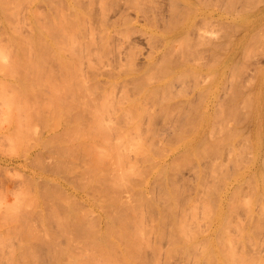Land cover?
<instances>
[{
    "label": "rangeland",
    "instance_id": "rangeland-1",
    "mask_svg": "<svg viewBox=\"0 0 264 264\" xmlns=\"http://www.w3.org/2000/svg\"><path fill=\"white\" fill-rule=\"evenodd\" d=\"M12 1H15V0H12ZM12 1L9 0V4ZM18 1H17L18 3L16 2V4L14 2H12L11 4H14V5L20 4V2L22 0L21 1L18 0ZM54 1H55V4L54 3L51 4V0H45V1L44 0H33V1L28 0V2H29V3H27L28 5L24 1L23 3L21 2L22 5L25 4V5L21 6L22 7L21 10L18 9V8H20V6H18V8L15 9V8H13V6L7 5L8 11H10L11 15H13V20L15 19L14 15H16L17 13L14 12L15 14H13V12H11V9L13 8L14 11L20 10V12L17 11L18 15H16V16H18V17H16V20H15V21L20 20L19 21L20 23L18 22L20 24V26H19V24H17V26L20 27V31H21V32L19 31V34L21 33L23 35L24 34L29 35V33H28L29 29H31L32 27L34 29V27L38 26V25H40V26L42 25V27H44L43 25H49L48 27H50L51 24H57L58 26H60V25H65L66 23L69 22L71 25H74L75 29H67L66 28V30L68 32H70V31L77 32V36L75 38V41L82 48V53L84 55L90 57V58L98 57L100 54L101 58H100L98 64L94 63L93 61L89 60L88 58H85L87 65H92V68L88 69L85 72V74L88 75L89 78L93 79V80H84L85 84L87 85L88 94H81L76 89H73L69 93L66 92L65 88L67 86H66L65 80H58V79L57 80L56 79L55 80L54 79L48 80L47 79V80L43 81V80L38 79L37 82L40 81L39 82L40 84H39V83H36L34 81V79H33L34 83L32 82V79H29V80L27 79V83L31 82L32 85L33 84L35 85V87H34V85L32 86L33 89H31L32 90L31 92L28 91L30 88H25L27 85H29V83L28 84L26 83L25 79H23V81H21L22 79L21 80L20 79L19 80H17V79H15V80L5 79V81L0 80V117H1L0 118V121H1V123H0V133H1L0 139L2 138L0 140V145H1V147H0V264H65V263L66 264H69V263L70 264H93V263L94 264H154V263L155 264H207V263L212 264V262H214L213 264H215V263L217 264V262L220 261L219 258L216 257V256L220 255L218 253V250L220 249L219 250V252H220L222 248L228 249L229 247L230 248L233 247V248H232V250L231 249H228V250H230L232 252L235 250V252H233L235 254H233L227 250L233 258L237 257V254H239L241 256L244 255L242 257H245L246 259L249 260L251 258V255H252V258H254V260H255L257 257L259 261L257 259L256 260L258 262H260L259 264H261V261L264 259L263 258L264 257V255H263L264 254V248H263L264 247V245H263V242H264V238H263L264 237V235H263L264 234V228H263L264 227V220L260 221L259 219H264V217H263L264 213L262 215L260 213V212H264L263 211L264 205L262 203L264 199H261L260 201H259V199L264 197V195H263L264 191L262 190L263 193L261 192L262 196L258 191H261V190H259L260 188L261 189L264 188V185H263L264 184V178L260 179V177L262 178L263 175L262 174H261V176L259 175L261 173V171L259 173V169H257V168L259 167L260 170H262L264 168L263 167L264 163H263V165H261V163L264 161V160L262 161V159H264V157H263L264 156V150L262 152L261 151L258 152L259 149L262 150L261 148L264 147L263 146L264 145V138H263L264 135L262 134L264 132V128H263L264 127V125H263L264 124V122H263V120H264L263 119L264 118V116H263V112H264V81H262V80H264L263 79V76H264V37H262V36H264V33L262 34V30L264 32V23H263L264 22V9H263L264 8V0H263V2H262V0H256V1L255 0H239L240 4H239L238 0H235V1L228 0L229 3L232 2L231 4H228V5L226 4L228 2L227 0H225V2H223L224 0H220V1L219 0H129L133 3V4H131L129 2L130 5H128L129 4L128 0H126L127 3L125 0H58V1L54 0ZM244 1H246V2H244ZM250 1H251V3H250ZM0 2H2V4H3L2 0ZM26 2H27V0H26ZM242 3H243V5H241ZM246 3H248V4H246ZM2 4L0 5V7L2 6ZM5 4H6V1H5ZM225 4L227 7L224 6ZM50 5H52V7ZM133 5H135L136 8L138 7L137 9H140V10H137ZM245 5H246L247 11H245L246 10ZM9 6H10V9H9ZM54 7H55V9H54ZM173 7L176 8V10ZM224 7L226 9H228L225 12H224ZM231 7H232V9H231ZM237 7H238V9H237ZM179 8H181V9H179ZM2 9H3V6H2ZM4 10H2L3 13H4ZM174 11H177L178 14L180 13L182 15V17H179L177 15L176 19H178V20L174 19V16H176ZM211 11L215 12L214 16L212 18H210V15H209V14H212ZM31 12H32V14H31ZM0 13H1V11H0ZM5 13H8V12H5ZM5 13L0 18L4 17L5 15L8 16V14H5ZM217 13H219L218 15L221 14L223 16L222 17L223 19L221 20L222 22L220 21V18L218 16H216ZM0 15H2V14H0ZM30 15H32V16H30ZM25 17L28 21L26 19L25 20L23 19ZM125 17H128V19L130 18V20H131V22L127 26L123 25V22H122L123 21L122 19H124ZM204 17H206V20H208L205 22L206 23L208 22V25H211V27H213V28H211L209 26H207V28H206V26H204V24H206V23H203ZM10 18H11V16H10ZM17 18H19V19H17ZM29 18L30 19L32 18L33 21L36 18V20H35L36 22L34 21L35 25L32 22V20H29ZM8 19L9 18H7V21H8ZM189 19L194 20V21H192V23L194 22L195 26H194V24H192V25L194 28L197 26L195 28L197 30V32H198L199 27L201 28L200 30L202 31V27L204 26L207 30L209 29L208 33H207V31H206V33H204L205 36L209 40H211V41L213 40V41L217 42V40L220 39V41L221 40L223 42L225 41L224 45L227 43V40H228V43L225 45L228 47H225L224 45H222L223 42L221 44L222 46L219 47V45H218V47H216L217 45H214V43L212 41L213 44L209 43V45L211 44L212 47H211V45L209 46L208 44H206L209 46V48H210L209 50L207 49L208 47L203 43V45H205L206 47L202 45V47H205L204 49L203 48L202 49L206 53L203 52L202 50H201V52H199L201 49V46L197 45L194 42L195 40L192 41L193 39H195V36L197 37L198 33H196V30L195 29L193 30V28H191L193 33L192 32L190 33L189 31H191V30L188 29V34H187L188 36H185V35H184L185 37L182 35H180V36L178 35V36L179 37L182 36L183 38H188L192 41L193 44L194 43L196 44V47L193 46V49L195 50L194 51L191 48L193 44L189 40H188L189 42L186 41V44L190 43L188 45H191V47L187 45L189 48H191V50H192L191 53L193 51L196 52V53H194V54H196V56L192 55L191 53H188L189 54V56H188L186 53V55H184V56L189 57L190 59L189 58H187V59H188V61H191V63L190 62L188 63V61L186 59L188 64H186L185 61H184L185 64H184V62L180 64L181 54L186 52V51H183L185 40L182 41V43H181L180 41L182 40V38L178 40L177 38H179V37L177 35L174 36V34L176 33L175 29H177V27L180 23L185 22L184 24L183 23L181 24L184 27V25L185 26L187 25V21H188V25H189L191 23L189 21ZM13 20L12 19L9 20L10 24H13L12 23ZM210 20H212L213 22L212 21L209 22ZM0 21L2 22L3 19H1ZM7 21L6 22L3 21V22L7 23ZM1 22H0L1 34L2 33L4 34L5 31L7 30V28H9V27L11 28V30L13 29L12 28L13 26L11 27V26L7 25L8 26L7 27L6 24H3V22H2V25H4V26L2 29ZM262 23H263V25L261 26L260 24H262ZM163 24H165V25H163ZM202 24H203V26H201ZM218 24H220V25H218ZM14 25L16 26L15 23H14ZM31 25H34V26H31ZM172 25H173V27L174 26H177V27L173 28L174 29L173 30ZM234 25H235V27H234ZM245 25L247 28L248 27L249 28L247 29L245 27ZM17 26H16V28H17ZM169 26L171 29L169 28ZM191 26H189V27H191ZM258 26H260L261 28ZM4 27H6V28H4ZM44 28L46 29V27H44ZM50 28H47L48 31L50 30ZM167 28H169V29H167ZM235 28H236V30H234ZM254 28L256 31L254 30ZM257 28L259 31L257 30ZM40 29H41V27H40ZM47 29L45 31H47ZM16 30L17 29L12 30L11 32L12 33H14L13 31L17 32L19 29L17 31ZM42 30H43L42 32H44V29H42ZM168 30L171 32L173 30V32H172L173 34L171 32H169ZM252 30H253V33L251 32ZM34 31L32 30V32H34L35 35L39 34V33L37 34L38 31L36 30V28ZM51 31L47 32L48 35H49V33H52ZM152 31H154L155 34H153ZM229 31H230V33H229ZM42 32L40 31V34ZM210 32H212V33H210ZM255 32H257V34H255ZM47 33H45V34H47ZM170 33L174 37H170V38H168V40L166 39L168 42V45H167L164 36H168ZM189 33H190V35H189ZM215 33H217V34H215ZM227 33H229V34H227ZM247 33H248V35H247ZM249 33L250 34L252 33V34L249 35ZM5 34H7V33H5ZM30 34H31V32H30ZM150 34H152V35H150ZM220 34H222V35H220ZM2 35H1V38L3 39ZM48 35H45V37H47V38H45L46 39L45 42H47V39H48V40H50L49 42H51V44L48 43L50 45L47 46L44 42L45 39H43V43L46 45V48L49 46H50V48H52L51 46H52L54 38L52 39ZM154 35L156 37H159V41L158 40L154 41L152 39V36H154ZM157 35H161V36H157ZM228 35H229V37L227 38ZM43 36L44 35H42V36L40 35V38ZM219 36H220V38H219ZM5 37L6 36L4 35V40H6ZM21 37H23V36H21ZM216 37L218 39H216ZM172 38H173V40H172ZM174 38H175V40H174ZM248 39H250V40H248ZM54 40H58V37ZM155 40H156V38H155ZM40 41H41V39H40ZM103 42H107L106 45L104 46V48H108V49L110 48L109 53L107 52V50L101 48L102 46H100V43H103ZM261 42H262V44H261ZM55 43H58V42L56 41ZM165 43H166V45H165ZM239 45H241L240 46L241 48L239 47ZM187 46H185V48ZM197 46H199L198 47L199 50H196ZM213 46L216 48H219V49L222 47L221 50H223V48H227L226 49L227 51H225V49H224L223 50L224 52L222 51L223 52L222 53L221 50H219L221 52V53H219V55H222V57L216 58L218 56L217 52H219V51L216 48L213 49ZM179 48H182L180 50H181V52L183 51V53L179 52L180 51ZM211 48L213 50V54H212V51L210 52ZM236 49H238V50H236ZM214 50L216 53L214 52ZM234 50H236L235 51L236 53H234ZM166 51L168 52V55H165V56L169 57L171 55V58H172V60L170 57L167 59V61H169V59L171 60L170 62H168L167 68H168V66H170L169 70L171 71V73L174 74V72H176L174 74V76H175L174 78L171 77V76H173V74L171 76L169 75L170 71H169V74H166V76L164 75V73H167L168 70L163 68L164 69V72H163V69L161 67V64L164 61L163 60L162 63L161 62H158V63H159V66L161 67V69L159 68V70L160 71L162 70L163 76H165V77H163V76L161 77V75H162L161 74L159 76L160 78L158 77L155 80L152 79V81L148 82V84L146 83V85H144L145 84L144 81L147 79L130 80L131 78L140 76V75H138V72L139 71L143 72V70L146 68L147 64H149L151 57L155 58L151 61V63H156L157 60L160 61L159 57L162 55V52H163V56H164ZM188 51L189 50H187V52ZM197 51L199 52V55H201V57H203L205 55L203 57L204 59L202 58V60H201L200 56H199L200 57V59H199V57L197 55ZM202 52H203V54H202ZM209 53H210V55L208 56ZM214 53H215V56H214ZM230 54H232V55H230ZM190 55L192 57H194V59H196V60H193V58L191 59ZM206 55L208 56V61L206 60L207 58H205ZM127 56L133 57L132 60L134 62V67L136 68V71L135 72H129L127 75H125V74H122L123 72L122 73L118 72V69H115V68H117L116 63H118V62H122L123 65L121 68H125V66L129 63V61L126 59ZM163 56H161V58ZM210 56L215 57V59L211 58ZM240 56L242 57V61H241ZM197 57H198V59H197ZM218 57H220V56H218ZM164 59L166 60V58H164ZM212 59L214 62L217 59V63L215 62L216 65L218 64L217 66L214 65ZM219 59L221 62L220 61L218 62ZM199 60H200V62H198ZM48 61L50 62V60H48ZM196 61H197V64H196ZM206 61H207L208 67L205 65L203 67L201 66L202 67L201 68L199 66V64L204 65V64H206ZM210 61H212V62L210 63ZM227 61H229V62H227ZM194 62H195V64H194ZM208 62L212 66V67L210 66L212 70L210 69ZM165 63H167V62H165ZM224 63L226 65H224ZM227 63H229V64H227ZM245 64H247V65L245 66ZM49 65L50 64H48V67H49ZM181 65H183V67ZM194 65H195V70L193 71L191 69L194 68L193 67ZM191 66H192V68L188 71H190V72L192 71V73L193 72L196 73L195 72L196 68L199 66L198 68H201L200 74L202 75L201 72H203L204 73L203 76L207 74L206 72L208 71V69H210L209 71H212V72L215 70L213 73L216 75H214L211 72L212 76L214 75V76H216L217 79H222L224 82L222 80H215L216 78H212V79L210 78L211 79L210 82L208 81L209 79H204V81L203 80H192V79L188 80V78H187L188 75H186L187 79L182 78L184 80H181V77H183V75H182L183 73L181 74V72L185 71V73L187 74L186 71H187L188 67H191ZM213 66H215V67H213ZM224 66H226L227 68ZM230 66L231 67L233 66V67L231 68ZM165 67H166V65H165ZM184 67L186 68V70ZM237 67H238V69H236ZM221 68H222V71H221ZM223 68H225V69H223ZM233 68H235V69H233ZM137 69H138V71H137ZM165 70H167V71L165 72ZM160 71H159V73H160ZM108 72H113V74H107ZM179 72H180V74H179ZM217 72H220V73H217ZM261 72H263V74ZM120 74H122V75H120ZM146 74H147V72H146ZM217 74H219L220 77L225 74L224 75L225 77L223 76L225 79L220 78V77L218 78ZM176 75L179 77L182 75L180 77V80L178 79V77L176 80H170V77L172 79H175ZM189 75H190V73H189ZM184 76H185V74H184ZM207 76H209V75H207ZM210 76H211V74H210ZM234 76H236V77H234ZM192 77H193V75H192ZM197 77H199V76H196V78ZM229 77H230V80H228ZM155 78H156V76H155ZM35 80H37V79H35ZM205 80H207L208 83H206L207 81L205 82ZM231 80H232V82L234 81V83H232ZM1 81L5 82L7 85ZM134 81H136V82L138 81L140 83H138V82L135 83ZM180 81H183V82L180 83ZM217 81L219 84L217 83ZM209 83L211 84L212 87L209 85ZM37 84H38V86H37ZM59 84L62 85V87L65 91L64 94L67 93L66 95H62L63 91L61 92L60 89L57 90L60 87ZM22 85H23V87L25 85L26 86L23 88ZM216 85H217V87H216ZM41 86H42L43 90H41ZM10 87L13 91H14V89L15 90H18L19 88L21 89V87H22L21 91L26 89L25 93L22 91V93L25 94V96L23 94L20 96H15V95H17L18 92L16 94L13 93L15 96L13 98H16V99H14V101L16 100L14 102L12 100L13 98L9 97V95L11 94L10 93L11 90L9 91ZM139 87L142 89H139ZM145 87H151V89H150V91H148L146 93L144 92L145 93L144 94L143 91H144ZM236 87L237 88L240 87V88H238V90H237ZM168 88H170V89H168ZM6 89H8V90H6ZM36 89H39V90H36ZM164 89H168L171 91L167 92V90H166V93H167L166 94V93H163L165 91ZM50 90L54 91L53 94H51ZM125 90H126V92H125ZM162 90H164V91H162ZM262 90H263V93H262ZM4 91L6 92L5 93L6 95L4 94ZM21 91H19V92L21 93ZM34 91L36 92L35 94H33ZM38 91H40V92H38ZM139 91H141V92H139ZM241 91L243 94L241 93ZM259 91H260V94H259ZM2 92H3V95H1ZM7 92L10 94L8 95ZM28 92H30L32 94H30ZM160 92H162L163 96ZM27 93H28V95H26ZM45 93H47V94H45ZM7 95H8V98H7ZM53 95H55L54 97L57 96L58 98H60L59 99L60 101L57 100V103H58L57 105H56V102L53 101L57 97L54 98V97H52ZM61 95L64 97H62ZM4 96H5V98H4ZM49 96L52 98H49ZM3 99H4V101H6V104H3V103H5L3 101ZM9 100H11V101H9ZM62 100H63V102H62ZM162 101L165 103H163ZM15 103H17V104H15ZM81 103L82 104L90 103L89 105L91 106V104H92L93 107L91 106V108L87 109L85 107H88V105L87 106L85 105V107H82L84 105H82ZM161 103L165 104L166 106H167V104H169L170 107L167 106L166 107L167 109L166 108H163V109L160 108L161 110H163V112H161L160 109L158 108V106ZM226 103H227V105H226ZM43 105H44V108H43ZM70 105H71V107H68ZM14 106H17V107L15 108ZM34 106H36V107H34ZM63 106H64V108H63ZM160 106L162 107V105H160ZM224 106H226V107H224ZM4 107L6 108V111H5ZM39 107H41V108H39ZM217 107H219V108H217ZM54 108L57 111H53ZM83 108L87 109L86 110L87 114L85 117L88 119L89 122L93 123V125L88 126L89 128L81 125V120L83 117H81V116L78 118L75 117L76 116L75 114L77 112H79L81 110H85ZM157 109H159L158 110L159 112L157 111ZM15 110L18 113H16ZM39 110H41V111H39ZM7 111H9L10 113H8ZM58 111L60 112V114ZM62 111H64V112H62ZM130 111H132V112H130ZM154 112H156L154 115L155 117L152 115ZM157 112L159 113V115L157 114ZM223 112H224V115H223ZM256 112L257 113L261 112L260 113L261 117L258 115L259 113L257 114ZM228 113L230 114V116ZM168 114H169V117H168ZM214 114H215V116H214ZM7 116L9 118L11 117L10 118L11 120L9 118H7V120H8L7 121L6 120ZM13 116H15V120H14ZM150 116L151 117L153 116L152 118H154V119L152 120V118ZM218 117H220V118H218ZM230 117H231V119H230ZM257 117H259L260 119L258 120ZM4 118H5V120H4ZM62 118H65V120L67 121L66 124H65L66 121ZM233 118L236 120H234ZM255 118H257V119H255ZM12 119H13V122H12ZM20 119L21 120L25 119V121L21 122ZM117 119H119L121 121V123H118ZM150 119L152 120V123H151ZM257 120L261 124L258 122L260 125L258 124V128H255L257 126L256 125ZM14 121L16 123H14ZM40 121H42L43 123ZM254 121H255V124H254ZM2 122H3V124H2ZM20 122L21 123L24 122L25 125L23 123V125H21V127H20V124H21ZM218 122H220V123H218ZM11 123H13V124H11ZM214 123H216V124H214ZM27 124H29V125H27ZM30 125L32 127L31 129L34 130V132L30 128H28V127H30ZM43 125H45V126H43ZM91 126L93 129L91 128L92 130L90 131ZM23 127H25V128L23 129ZM224 127H227V128H224ZM12 128H15V129H12ZM254 128H255V130H254ZM259 128H260V130H259ZM257 129H258V131H257ZM9 130L12 133H14V135H12ZM24 130H26L27 134H26V132H24ZM28 130L30 131L29 133H28ZM219 130H221V131H219ZM226 130L229 132H227ZM235 131H237V132H235ZM9 132H10V135H6V134H9ZM21 132H22L21 135H23L22 136L23 138L19 137L20 134H18V133H21ZM66 132H68V133H66ZM256 132H257V134H256ZM258 132H260V134ZM34 133L36 136L33 135ZM65 134H67V135H65ZM68 134H69V136H68ZM211 134L213 135V138L211 137L212 136ZM11 135H12V138L10 141ZM28 135L30 137H28ZM31 135L34 137H32ZM232 135H234V136H232ZM253 135L257 136L256 141H258V143H259V148H258L256 154H255V149L253 147ZM6 136L9 137V139L6 140ZM13 136H15V137L18 136L17 138L23 139V141L20 140L22 143L19 141V144H21V145H18L17 141L16 142L14 141L15 139L17 140V138H15V137L13 138ZM26 136L28 139H26ZM219 136H223V137H219ZM223 138L226 139L225 140L226 142L221 141V140H223ZM259 138H261V139H259ZM12 139H14L13 142H12ZM212 139H213V141H212ZM25 140H27V142ZM259 140H261V141L263 140L262 141L263 144L261 141H260L261 142L260 143ZM202 142H203V144H202ZM213 142H214V144H213ZM12 143H14L15 145H13ZM221 143H222V145H221ZM227 143L229 145H227ZM16 144H17V146H16ZM23 144H25V145H23ZM8 145H11V147ZM6 146H8V147H6ZM13 146H15V147L19 146V147L16 149L15 147L13 148ZM64 146H66V147H64ZM82 146H84V147L86 146L88 148L90 147L89 148L90 155H91V152L96 153V151H97L96 154L99 155L100 159L102 160L101 164L99 162V157H95L97 155H95V153H94L95 156L93 158H95V160H96V158H98L99 164L98 163H97V165L94 164L96 166L93 165L94 169H92L93 167H90V166H92L91 164H93V162H90L91 160H89L88 158H92L93 154L91 157H87L89 154L85 152L86 147H85V149L83 148V151L85 152V154H84L82 152V149H81ZM204 146H207V149ZM5 147H6V149H5ZM222 147H223V149H222ZM11 148H13L14 150ZM70 148H72V149L69 150ZM95 148L97 150H95ZM208 148H209V150H208ZM230 148L232 150H230ZM24 149H26L27 152ZM65 149H67V150H65ZM204 149H205V151H204ZM8 150L11 153H9ZM92 150H94V152ZM200 150H203L205 153L202 154V151H200ZM5 151H6V153H5ZM12 151H14V152H12ZM77 151H78V153H77ZM182 151L184 153L183 155H185V153H186L185 156H183L181 154ZM33 152H35V153L33 154ZM55 152H57L59 154V155H57L58 157L56 156L57 153H55ZM219 152L221 154H218ZM208 153H209V155H207ZM233 153L234 154L236 153L237 155H233ZM253 153L256 156L254 159H253V156H254ZM262 153H263V155H261ZM70 154H72V155H70ZM226 155H227V157H226ZM42 156H43V158H42ZM54 157H56V160L53 159ZM78 157H79V159H78ZM203 157H204V159H202ZM258 157H259V159L262 158L261 160H259L260 162L256 160ZM34 158H35L36 163H34L35 162ZM103 158H104V160H103ZM119 158L121 159V161ZM208 159H210V161ZM214 159H215V161H214ZM81 160H83L85 163ZM88 160H89V162H88ZM182 160H183V162H181ZM212 160H213V162H212ZM29 161H31V162L33 161L34 164L33 163L31 164V162H29ZM103 161L105 164L103 163ZM234 161H236V162H234ZM240 161H241V163H239ZM51 162H52V165H51ZM55 162H58V163H55ZM175 162H176V164H175ZM179 162H181V163H179ZM257 162H259V163H257ZM94 163H96V161H94ZM183 163H185V164L183 165ZM227 163H228V165H227ZM60 164H62V165H60ZM259 164L261 166H257ZM50 165L52 166L51 167L52 169L50 170L51 172L47 170L48 168L50 169V167H48ZM112 165L115 166L114 170L112 169V167H113ZM61 166L63 168H60ZM254 166H256L255 169L253 168ZM43 167L45 168V170L43 169ZM98 167L99 168L101 167L100 168L101 171H102V169H105L104 170L105 173L103 171L101 172ZM53 168H54V171L56 170L55 172H57V173H55L53 171ZM96 168L98 169V171ZM95 169H96V172H95ZM174 169H175V171H174ZM116 170L118 173H115ZM217 170H219V171H217ZM255 170L257 171V175L254 172ZM61 171L63 172V174L61 173ZM108 171H110L111 173ZM172 171L174 172V174ZM155 172H157V173H155ZM232 172H235V173H232ZM92 173H95V174H92ZM106 173L108 174L107 176H106ZM114 173L117 175L115 176ZM219 173H220V175H218ZM253 173L255 174V176H253L254 175ZM101 174L103 176H101ZM111 174L112 175L114 174L112 180L110 178L108 179V177H112V176H110ZM97 176L101 177V178H98V182H97L98 185H96L97 180L94 179V178L97 179ZM103 177H107L106 180H105V178L103 179ZM68 178H69V180H68ZM49 179L51 180L52 183L55 182L58 184L57 188L55 186L53 187L50 185ZM114 179H115V181H113ZM244 179H246V180H244ZM99 180H100V182H99ZM110 180L113 182H111ZM259 180L261 182L263 181V184L261 186H260L261 183H259L260 182ZM90 181H91V183H90ZM241 181H243V182H241ZM245 181H247V182H245ZM255 181H257V183ZM20 182L21 183L24 182V183L21 184ZM239 183H242V184H239ZM102 184L104 185L103 187H102ZM176 184H177V186H176ZM238 184L241 185L242 187L237 186ZM78 185H80L81 187ZM90 185H92V186L90 187ZM255 185L257 186L256 189H258V187H259L257 192H255L256 191ZM99 186L101 189L99 188ZM50 187L51 188L53 187V188L51 189ZM177 187H178V189H177ZM19 188H21V189H19ZM102 188L105 190L106 196H105V192L103 193ZM232 188H233V190H232ZM94 189L95 190L97 189L96 190L97 192ZM238 189H239V192H238ZM13 190H15V191H13ZM50 190H53L54 193H52V191H50ZM114 190H116V191H114ZM234 191L236 193H238L239 195L235 194ZM26 192H28V193L26 194ZM86 192H88V193H86ZM91 192H93V194ZM51 193H52V195H51ZM113 193H115L116 198L119 196V198H118L119 200L117 199L119 202V203L117 202L118 203L117 205L119 206V208H118V206H116V203H114L115 205H111L113 202H116V200L113 199L114 201H112V198H111V200L109 198L110 195L112 196ZM255 193H256V195L261 196V197H259V199H258V197L256 198V199H258V202L256 201V199L254 197ZM257 193H259V194H257ZM98 195H99V197H98ZM101 195H102V197H100ZM29 196H30V198L28 199L27 197H29ZM32 196H34V197H32ZM43 197H45V199ZM58 197H59V200L57 201ZM233 197H235L236 199ZM240 197L241 198L244 197V198L240 199ZM253 197H254V199H252ZM33 198H35V199H33ZM98 198H99V200H98ZM22 199H24V200H22ZM37 199H38V201H37ZM247 199L249 200V202H246L247 203V205H246L245 201H248ZM28 200L31 201L30 202L31 205L29 204V207L27 204V203H29ZM140 200L142 201V203ZM176 200H177V202H176ZM235 200L238 202H234ZM21 201H22V203L25 201L27 206L25 205V203H23L24 205L20 204ZM26 201H28V202H26ZM43 201L45 204H43ZM241 201H243L244 203L243 202L241 203ZM33 202L35 204L34 206L32 205ZM36 202H38V203L36 204ZM108 202H109V204H108ZM110 202H112V203L110 204ZM183 202H186V203H183ZM239 202H240V204H239ZM260 202L262 204V207L260 205ZM97 203H99V204H97ZM150 203H152V204H150ZM176 203L178 205H176ZM248 203H249V205H248ZM51 204L53 205V207H51L52 206ZM54 204H56L58 206L60 205V206L58 207ZM76 204H78V205H76ZM106 204H108V206ZM180 204H181V206H180ZM241 204H242V206H241ZM243 204L247 206V209ZM61 205H62V209H61ZM43 206H44V208H43ZM97 206H99V207H97ZM113 206H115V207H113ZM189 206L190 207L193 206V207L190 208ZM243 206H244V208H243ZM259 206H260V210L258 212ZM70 207H72V208L70 209ZM90 207H92L91 209L94 210V211L92 210V213H91V211H88V209ZM159 207H160V209H159ZM228 207L231 208L230 209L231 211L229 210L231 213L228 211V209H229ZM37 208L42 209L41 210L42 213H40L41 215L38 214L41 211ZM81 208H83L85 211H87V215L85 212V216H87V217L86 218H84L85 216L79 217L80 218V220H79L77 218V215H76L77 219L75 218V214L79 213V215H81L80 212H82V211H83L82 212V214H83L84 210H81ZM100 208H102V209H100ZM163 208H164V211H163ZM58 209H60V210L58 211ZM225 209H226V212H225ZM248 209H249V211H248ZM16 210L19 211L20 215ZM68 210H70L69 213H68ZM205 211L207 212V214ZM227 211H228V213H227ZM76 212H78V213H76ZM208 212H210V213H208ZM249 212L252 214H250ZM56 213L58 215H56ZM174 213L177 216L179 214V216L178 217L175 216ZM245 213H246V215H245ZM255 213L258 215H256ZM51 214H53V215H51ZM59 214H61L62 216L61 215L59 216ZM203 214H205V215H203ZM231 214H232V217H231ZM70 215L72 218L70 217ZM88 215L90 217L94 218V219H92L94 223L98 219L100 221L99 222L97 221L95 224H93V222H91L92 223V225H91L90 222L88 221V219H90ZM106 215H108V216H106ZM259 215H261V216H259ZM203 216H207V217H203ZM257 216H259V218H257ZM23 217H24V221H23ZM98 217H100V218H98ZM108 217L111 218V220ZM220 217H223V218L220 219ZM13 218H14V222L12 221ZM55 218H59V221H58V219L55 220ZM226 218H227L226 226L223 227V230H225V231L222 232V230H221L222 228L220 226L222 224H224L223 222H225ZM69 219L74 223V225L72 222L70 223ZM86 219H87V221H86ZM101 219H102V222H101ZM183 219L186 223L182 222ZM78 220H79V222H77ZM114 220H115V222H114ZM236 220L237 221L239 220V222H237ZM255 220L256 221L258 220V221L255 222ZM11 221L13 224L11 223ZM26 221H28V222H26ZM74 221H76V223ZM56 222L58 224H56ZM230 222H232L234 224H232V223L230 224ZM235 222H237V223H235ZM253 222H255V224ZM8 223L10 225H13V226H9ZM251 223H253V224H251ZM258 223L262 227L261 226L258 227L259 226ZM228 224H230V225H228ZM256 224H257V227H255ZM32 225H33V228L30 227ZM231 225H232V227H231ZM177 226H178V228H177ZM181 226H182V228L186 227L185 229H187L188 231L187 230L184 231V229H182ZM238 226H242L241 229H243V230H241V231H243V232L239 231L240 228ZM60 227H62V228H60ZM125 227H127V228L125 229ZM170 227H172V230L174 228L175 229L172 231L170 229ZM179 227H180V229H179ZM227 227H228V229H227ZM253 227H255V228H253ZM29 228H32L33 230L29 229ZM133 228H134V230H133ZM261 228H262V230H261ZM118 229L120 231H118ZM193 229H194V232L197 231L199 233H197V232L194 233ZM255 229H257L256 230L257 232L254 231ZM73 230H74V232H73ZM178 230H180V232ZM181 230H182V232H181ZM202 230H203V232H201V234H200V231H202ZM32 231L34 232V234L36 236L33 235ZM109 231L111 233H109ZM189 231H191V232H189ZM27 232H29V233H27ZM38 232H40V233H38ZM133 232L134 233L136 232V233L134 234ZM178 232L183 233L184 236L183 235L181 236ZM244 232H245V235H244ZM247 232H248V234L250 232L252 235H250V234H249V236L246 235ZM76 233H78V234H76ZM186 233H187V235L190 233L189 234L190 236L188 235L189 236L188 239H186V237H187L185 235ZM222 233L227 234V236H228L227 241H226V239H224L225 235H223ZM257 233H259V234L255 235ZM169 234H170V237H168ZM228 234L230 235V237H231V235L233 236L230 238V240L233 239L236 241H234V242L230 241ZM239 234L241 236L244 235L243 236L244 240H245V238H247L246 236H248V238L249 237L251 238V236H252V238L250 239L251 240L250 244H249V242H247V241H249L248 238L246 239L247 241L245 240V242H247L246 244L242 240L244 246L246 245L245 246L246 250H245V248H243L244 246L241 247V245H242L241 238L242 237ZM78 235H82V236H78ZM68 236L70 238H68ZM74 236H76V237H74ZM140 236H141V240H140ZM178 236L181 238H179ZM221 236L222 237L224 236L223 239L226 241V243H228V241H229L228 244H231V242H232V244L231 245L226 244L224 242V240L221 239L222 238ZM33 237H34V239H33ZM235 237H236V239H235ZM6 238H7V240H6ZM72 238H75V239L77 238V239L75 240ZM166 238H168L169 240ZM171 238H172V240H171ZM216 238L218 240L221 239L222 241L220 240L219 242L220 243L224 242V244H226V245L221 244L219 247H216L220 244L216 240ZM203 239L206 242H203ZM255 239H256V242L259 241L258 244L255 242ZM3 240H4V242H3ZM207 240H208V244H207ZM215 240L218 243V245H217V243L214 242ZM252 240H254V241H252ZM75 241H76V243H75ZM195 241H197V245H195L196 244ZM139 242H141V243H139ZM47 243L49 246L47 245ZM50 243H51V246H50ZM92 243H94V244H92ZM201 243H202V245H201ZM151 245H153V246H151ZM187 245H189L190 247ZM125 246H126L127 250L125 249ZM148 246H149V248H148ZM211 246H213V247L211 248ZM145 247H147V249ZM83 248H85V249H83ZM137 248H138V250H137ZM186 248L189 252L186 251ZM192 248H194V249H192ZM209 248L210 249L214 248L215 250L214 249L210 250ZM112 249H114V250H112ZM204 249H206L205 253L206 252L212 253L215 251L214 253L216 255L212 253L213 257H215V258L210 259L211 258L210 256H212L210 254L208 255L210 257V258L208 257V259H210V260H208L207 258H204L205 256L207 257V253H206V255L204 253L205 256H202V254H203L202 252ZM208 249H209V251H208ZM242 249H244L246 251L248 258L245 256L246 253H244L245 251ZM67 250H68V252L70 251V253H68ZM174 250H175V252H174ZM216 250H217V253L219 255L216 253ZM13 251H15V252H13ZM169 251H170V253H169ZM224 251L227 252L226 250H224ZM224 251H222L223 253L222 252H220V253L225 254ZM61 252H63V253L67 252V256H65L66 253L62 254ZM184 252H185V255L183 254ZM242 252H243V254H241ZM255 252H257L256 254H258V255H256ZM261 252H263V253L261 254ZM47 253H50V254L47 255ZM59 253L62 255L60 256ZM88 253H89V255H86ZM84 254L86 255V257ZM232 254L236 255V256L234 257ZM248 254L250 255V257ZM57 255H59V256H57ZM186 255H188V257H190L191 259L188 258ZM225 255L228 256V253H226ZM253 255H254V257H253ZM68 256H70V257H68ZM81 256H83V257H81ZM231 256L226 257V259H229V258L231 259L232 258ZM193 257H195V258H193ZM221 257H223V256L220 255V258ZM223 258H222V260L224 262L221 263V261H222L221 260L218 264L226 263V261H225L226 259L224 260ZM260 258H263V259L260 260ZM90 259H91V261H90ZM241 259L245 260L244 258H241ZM17 260H18V262H17ZM124 260H125V262H124ZM237 260H239V261L235 262L236 261L235 260L233 262L234 263L243 262V261H240L239 257ZM247 261L245 260L246 263L245 262L244 263L249 264L250 262H247ZM249 261H251V263L256 262V261H252V259H250ZM229 262L231 264L232 261H229ZM233 262H232V264H234ZM258 262H256V264ZM227 264H228V262H227ZM262 264H264V260H263Z\"/></svg>",
    "mask_w": 264,
    "mask_h": 264
},
{
    "label": "bare ground",
    "instance_id": "bare-ground-1",
    "mask_svg": "<svg viewBox=\"0 0 264 264\" xmlns=\"http://www.w3.org/2000/svg\"><path fill=\"white\" fill-rule=\"evenodd\" d=\"M0 1H1V0H0ZM2 1H3V4H2V2H0V5L2 4L3 9H2V6H1L0 8H1L2 10L5 9V10H4V13H5V12H8V13H5V14H8V16L5 15L4 17L0 18V20L3 19V21L6 22V21H7V18H9L8 21H7V23L9 22L10 19L13 20V15H11L10 11H8V9H7L8 6H7V5L13 6V8H15V9H17L18 6H20V8H18V9H20V10H21V8H22L21 6L25 5V4H23V5L21 4V2H22L23 0H22V1L20 0V1H21L20 4H17V5H14V4H11V3L14 2V3L16 4V2H17L18 0H15V1H12V0H11L12 2H10V4H9V0H2ZM5 1H6V4H5ZM24 1H25L26 4L29 3L28 0H27V2H26V0H24ZM24 1H23V2H24ZM29 1H31V0H29ZM32 1H33V0H32ZM44 1H45V0H44ZM57 1H58V0H57ZM125 1H126V0H125ZM219 1H220V0H219ZM227 1H228V0H227ZM233 1H235V0H233ZM255 1H256V0H255ZM18 2H19V1H18ZM18 2H17V3H18ZM23 2H22V3H23ZM129 2H130L131 4H133L131 1L128 0V3H129ZM176 2H177V1H176ZM223 2H225V0H224ZM238 2H239V0H238ZM238 2H237V3H238ZM244 2H246V1H244ZM262 2H263V0H262ZM7 3H8V4H7ZM30 3H31V2H30ZM48 3H49V2H48ZM52 3L55 4V1H54V0H51V4H52ZM126 3H127V1H126ZM130 3H129L128 5H130ZM231 3H232V2L229 3V1H228L226 4L228 5V4H231ZM250 3H251V1H250ZM260 3H261V2H260ZM174 4H175V3H174ZM177 4H178V3H177ZM223 4H224V3H223ZM226 4H225L224 6H226ZM239 4H240V2H239ZM244 4H245V3H244ZM246 4H248V3H246ZM254 4H255V3H254ZM27 5H28V4H27ZM235 5H236V4H235ZM241 5H243V3H242ZM6 6H7V7H6ZM10 6H9V9H10ZM14 6H15V7H14ZM50 6L52 7V5H50ZM133 6L135 7V5H133ZM138 6H139V5H138ZM177 6H178V5H177ZM213 6H214V5H213ZM256 6H257V5H256ZM259 6H260V5H259ZM141 7H142V6H141ZM174 7H175V6H174ZM174 7H173V8H174ZM184 7H185V6H184ZM226 7H227V6H226ZM254 7H255V6H254ZM13 8L11 9V12H13V14L17 13L16 15H18V12H20V10H19V11L17 10V11H18V12H17V11H14ZM25 8H26V7H25ZM135 8H136V7H135ZM137 8H138V7H137ZM137 8H136V9H137ZM220 8H221V7H220ZM257 8H258V7H257ZM1 9H0V11H1L0 14H2V15H0V17L4 15V13H3V11H2ZM6 9H7V10H6ZM26 9H27V8H26ZM54 9H55V7H54ZM174 9L176 10V8H174ZM179 9H181V8H179ZM225 9H226V8L224 7V12L228 10V9H226V10H225ZM231 9H232V7H231ZM237 9H238V7H237ZM243 9H244V8H243ZM245 9H246V5H245ZM263 9H264V8H263ZM12 10H13V11H12ZM137 10H140V9H137ZM172 10H173V9H172ZM258 10H259V9H258ZM245 11H247V9H246ZM14 12H15V13H14ZM139 12H140V11H139ZM184 12H185V11H184ZM184 12H183V13H184ZM187 12H188V11H187ZM220 12H221V11H220ZM234 12H235V11H234ZM238 12H239V11H238ZM242 12H243V11H242ZM26 13H27V12H26ZM174 13L176 14V16H174V19H176L177 15H178L179 17H182V15H181L180 13L178 14L177 11H174ZM211 13H212V14H209V15H210V18H212V17L214 16V13H215V12H212V11H211ZM226 13H227V12H226ZM260 13H261V12H260ZM260 13H259V14H260ZM19 14H20V13H19ZM31 14H32V12H31ZM218 14H219V13H217L216 16H218V17L220 18V21H221V20L223 19V18H222L223 16H222L221 14H220L221 16L218 15ZM16 15H14V18H15V19H14L13 22H12L13 24H10V22L7 24V23H4V22L2 21L3 24H6V26H7V25H9V26H11V27L13 26V27H12V28H13L12 30H15V29H17V30L19 29V30H18V31L16 30L17 32L13 31L14 33H12V32H11L12 30H11V28L9 27L10 29H9V28H7V30L5 29V30H6L5 33H7V34H5V33L3 34V33H2V34H3V35H2L1 32H0V80L5 81V79H7V80H8V79H12V80H15V79H17V80L20 79V80H21V79H22L21 81H23V79H25L26 83H27V79H28V80H29V79H32V82H33V79H34V81H35L36 83H39V82H40V81L37 82L38 79L43 80V81H44V80H47V79H48V80H51V79H54V80H55V79H56V80H57V79H58V80H65V83H66V86H67V87L65 88V91H66V92L69 93V92H71L73 89H76V90H78L81 94H88V91H87V85L85 84V81H84V80H93V79H92V78H89V76L86 75L85 72H86L88 69H91V68H92V65H87V63H86V61H85V58H88L89 60H91V61H93L94 63L98 64V62H99V60H100L101 57H100V54H99L98 57L90 58V57H88V56H86V55H84V54L82 53V48H81L80 45L77 44L76 41H75V38H76V36H77V32H73V31L68 32V31L66 30V28H67V29H75L74 25H71L69 22L66 23L65 25H60V26H58L57 24H51V25H50L51 28L48 27L49 25H43L44 27H46V29H47V28H50L49 31H48V29H47V31H45L46 29H45L44 27H42V25H41V26L38 25V26H35L34 29H33V27H32V28L30 27L31 29H29V31H28L29 35H28V34H27V35L24 34V35H25V36H24V35L21 34V33L19 34V31H20V27H19V26H20V24H19L20 22H19V21H20V20L15 21V20H16V17H18V16H16ZM22 15H23V14H22ZM173 15H174V14H173ZM186 15H187V14H186ZM10 16H11V18H10ZM30 16H32V15H30ZM51 16H52V15H51ZM171 16H172V15H171ZM224 16H225V15H224ZM52 17H53V16H52ZM225 17H226V16H225ZM231 17H232V16H231ZM261 17H262V16H261ZM33 18H34V17H33ZM68 18H69V17H68ZM68 18H67V19H68ZM126 18H127V19H126ZM243 18H244V17H243ZM256 18H257V17H256ZM17 19H19V18H17ZM23 19L25 20L26 17L23 18ZM65 19H66V18H65ZM213 19H214V18H213ZM26 20H27V19H26ZM29 20H32V22H33L34 25H35V22H36L35 20H36V18L34 19L35 22L33 21L32 18H31V19L29 18ZM122 20H123V21H122V22H123V25H125V26H127V25L131 22L130 18L128 19V17H125V18L122 19ZM176 20H178V19H176ZM214 20H215V19H214ZM259 20H260V19H259ZM27 21H28V20H27ZM189 21H190L191 23L188 25V21H187V25H186V26L184 25V27L181 25L183 22L180 23V24L178 25V27H177V26H174V27H173V25H172V29L175 28V27H177V29H175L176 33L174 34V36H175V35H177V36H178V35H179V36H180V35H182V36H184V35H185V36H188V35H187V34H188V29L191 30V31H189L190 33H191V32L193 33V31H192L191 28H193V30H194L197 26H196L195 28L193 27L192 24H194V22L192 23V21H194V20H192V19L190 20V19H189ZM205 21H208V20H206V17L203 18V23H206ZM211 21H212V20H210L209 22H211ZM215 21H216V20H215ZM217 21H218V20H217ZM0 22H1V21H0ZM2 22H1V27H2V29H3V26H4V25H2ZM18 22H19V23H18ZM212 22H213V21H212ZM221 22H222V21H221ZM14 23L16 24V26H17V24H19V26H17V28H16V26L14 25ZM33 23H32V24H33ZM184 23H185V22H184ZM184 23H183V24H184ZM263 23H264V22H263ZM263 23L260 24V25L262 26ZM29 24H30V23H29ZM206 24H207V25H206ZM206 24H204V26H206V28H207V26L211 27V25H208V22H207ZM222 24H223V23H222ZM34 25H31V26H34ZM163 25H165V24H163ZM176 25H177V24H176ZM191 25H192V26H191ZM218 25H220V24H218ZM250 25H251V24H250ZM189 26H191V27H189ZM194 26H195V24H194ZM201 26H203V24H202ZM204 26H203V27H204ZM7 27H8V26H7ZM14 27H15V28H14ZM18 27H19V28H18ZM40 27H41V29H40ZM203 27H202V31L200 30V29H201L200 27H199V29H198V32H197V30L195 29V30H196V33H198V34H197V37L195 36V39L192 40V41L195 40L194 42H195L197 45L201 46V49H200L199 52H201V50H202L203 52H205L203 49H204L206 46L208 47L207 49L209 50V49H210L209 46H210L211 44H213V43H214V45H217L216 47H218V45H219V47L222 46V45H224V42H225V41H224V42H223L222 40L220 41V39L217 40V42H215V41L212 40V41H213V43H212V41L209 40V39L205 36V34H204V33H206V31H207V33H208V30H209V29L207 30L205 27H204L205 29H204ZM217 27H218V26H217ZM225 27H226V26H225ZM234 27H235V25H234ZM245 27H246V25H245ZM253 27H254V26H253ZM258 27H260V26H258ZM4 28H6V27H4ZM35 28H36V30L38 31V32L36 31L37 34H38V33L40 34V31H41V32L43 31L42 29H44V32H45V33L50 32V31L52 30V31H51L52 33H49V35H48V33L45 34L44 32H42L43 34L41 33L40 35H41V36L44 35V36L40 38V35H39V34H38V35H35V33H34V32H35V31H34ZM169 28H170V26H169ZM169 28H167V29H169ZM211 28H213V27H211ZM238 28H239V27H238ZM241 28H242V27H241ZM246 28H247V27H246ZM248 28H249V27H248ZM248 28H247V29H248ZM260 28H261V27H260ZM21 29H22V28H21ZM38 29H39L40 31H39ZM162 29H163V28H162ZM170 29H171V28H170ZM8 30H9V31H8ZM32 30H33L34 32H32ZM173 30H174V29H173ZM173 30H172V32H173ZM216 30H217V29H216ZM219 30H220V29H219ZM234 30H236V28H235ZM254 30H255V28H254ZM257 30H258V28H257ZM7 31H8V32H7ZM168 31H169V30H168ZM199 31H200L201 33H200ZM237 31H238V30H237ZM255 31H256V30H255ZM258 31H259V30H258ZM2 32H3V31H2ZM20 32H21V31H20ZM26 32H27V31H26ZM30 32H31V34H30ZM169 32H171V31H169ZM169 32H168V33H169ZM172 32H171V33H172ZM212 32H213V31H212ZM212 32H210V33H212ZM221 32H222V31H221ZM235 32H236V31H235ZM235 32H234V33H235ZM251 32L253 33V30H252ZM23 33H24V32H23ZM152 33L155 34L154 31H152ZM168 33H167V34H168ZM171 33H170V34H171ZM190 33H189V35H190ZM194 33H195V32H194ZM218 33H219V32H218ZM225 33H226V32H225ZM229 33H230V31H229ZM229 33H227V34H229ZM252 33H251V34H252ZM263 33H264V32H263V30H262V34H263ZM170 34H169V35H170ZM172 34H173V33H172ZM172 34H171L170 36H169V35H168V36H164L167 45H168V42H167L168 38H170V37H174V36H172ZM215 34H217V33H215ZM251 34L249 33V35H251ZM255 34H257V32H255ZM260 34H261V33H260ZM262 34H261V35H262ZM1 35H2L3 39L1 38ZM4 35L6 36V37H5L6 40H4ZM45 35L50 36L52 39H53V38L56 39V38L58 37V40H54V39H53V43H52V46H51L52 48H50V46L46 48V45H47V46L50 45L51 42H49L50 40H48V39H47V42H45V41H46L45 38H47V37H45ZM150 35H152V34H150ZM163 35H164V34H163ZM220 35H222V34H220ZM224 35H225V34H224ZM247 35H248V33H247ZM21 36H23V37H21ZM38 36H39V37H38ZM157 36H161V35H157ZM179 36H178V37H179ZM182 36L179 37V38H177V39L179 40V39L182 38V40L180 41L181 43H182V41L185 40V41H184V48H183V51H186V52H185V53H183V51L181 52L180 49H182V48H179V50H180L179 52H180V53H183V54H181V57H180V60H181L180 64L183 63L184 61L186 62V64H188L189 62L191 63V61H188L187 58H189V57H186V56H184V55H186V53H187V55L189 56L188 53H191V51L194 50V49H193V46L196 47V44L194 43V44H195V45H194L190 39H188V38H183ZM185 36H184V37H185ZM214 36H215V35H214ZM221 37H222V36H221ZM228 37H229V35L227 36V38H228ZM247 37H248V36H247ZM262 37H264V36H262ZM39 38L41 39L42 42L40 41ZM155 38H156V40H155ZM157 38H158V39H157ZM219 38H220V36H219ZM222 38H223V37H222ZM231 38H232V37H231ZM43 39H45L44 42H45L46 45L43 43ZM49 39H50V38H49ZM152 39H153L154 41H157V40L159 41V37H156L155 35L152 36ZM162 39H163V38H162ZM166 39H167V40H166ZM186 39H187V40H186ZM210 39H211V38H210ZM216 39H218V38L216 37ZM216 39H215V40H216ZM225 39H226V38H225ZM255 39H256V38H255ZM2 40H3V41H2ZM163 40H164V39H163ZM172 40H173V38H172ZM174 40H175V38H174ZM188 40L193 44L192 47H191V45H188V44H190V43H187V44H186V41L189 42ZM226 40H227V39H226ZM248 40H250V39H248ZM252 40H253V39H252ZM252 40H251V41H252ZM4 41H5V42H4ZM51 41H52V40H51ZM56 41H57L58 43H59V42H60V43H59V44H58V43H55ZM210 41H211V42H210ZM257 41H258V40H257ZM169 42H170V41H169ZM222 42H223V44H222ZM248 42H249V41H248ZM248 42H247V43H248ZM48 43H50V44H48ZM106 43H107V42L100 43V46H102L101 48L107 50V52L109 53V52H110V50H109L110 48H109V49H108V48H104V46L106 45ZM166 43H165V45H166ZM203 43H204L205 45H206V44L209 45V43H211V44H210L209 46H208V45L205 46V45H203ZM227 43H228V40H227ZM227 43H226V44H227ZM249 43H250V42H249ZM253 43H254V42H253ZM257 43H258V42H257ZM221 44H222V45H221ZM226 44H225V45H226ZM241 44H242V43H241ZM261 44H262V42H261ZM55 45H56V46H55ZM181 45H182V44H181ZM187 45L190 46V47L192 48V50H191V48H189ZM202 45L205 46V47H202ZM225 45H224V46H225ZM257 45H258V44H257ZM185 46H187L188 48H187V47L185 48ZM199 46H197V49H196V50H199V49H198ZM224 46H223V47H224ZM240 46H241V45H239V47H240ZM195 47H194V48H195ZM211 47H212V45H211ZM216 47L213 46V49L216 48ZM225 47H228V46H225ZM202 48H203V49H202ZM221 48H222V47H221ZM221 48H220V49H219V48H216V49L219 51V50H221ZM240 48H241V47H240ZM247 48H248V47H247ZM111 49H112V48H111ZM185 49H186V50H185ZM224 49H225V51H227V50H226L227 48H223V50H224ZM108 50H109V51H108ZM187 50H189L190 52H189V51L187 52ZM223 50H221V52H222ZM236 50H238V49H236ZM236 50H234V53H236V52H235ZM194 51H195V50H194ZM194 51H193L191 54L194 55V56H196V54H194V53H196V52H194ZM206 51H207V50H206ZM211 51H212V54H213V50H212V48H211L210 52H211ZM156 52H157V51H156ZM199 52L197 51V55H198V57H199V56L201 57V55H199ZM203 52H202V54H203ZM208 52H209V51H208ZM214 52H215V50H214ZM221 52H220V51L217 52V53H218V56H220V57L217 56L216 58H221V57H222V55H219V53H221ZM223 52H224V51H223ZM223 52H222V53H223ZM205 53H206V52H205ZM215 53H216V52H215ZM215 53H214V56H215ZM212 54H211V55H212ZM165 55H168V52H167V51L165 52L164 56H165ZM182 55H183L184 57H183ZM209 55H210V53L208 54V56H209ZM230 55H232V54H230ZM245 55H246V54H245ZM245 55H244V56H245ZM247 55H248V54H247ZM251 55H252V54H251ZM161 56H163V52H162V55H161ZM161 56L159 57L160 61L157 60L156 63H151V61H152L153 59H155V58L151 57V58H150V62H149V64H147V66H146V68L143 70V72H140V71H139L140 73L138 72V75H140V76H138V77H134V78H131L130 80H135V79H136V80H138V79H139V80H140V79H147V80H148V79H149L148 81H147V80L144 81L145 84H144V83H143V84L146 85V83L148 84V82L152 81V79H153V80L157 79L161 74H162L161 77L163 76L162 70H161V71L159 70V68L161 69V67H162V69L165 68V69L168 70L167 73H164L165 76H166V74H169V71H170V70H169V67H170V66H168V68H167V65H168V62H170V61L172 60L171 55L169 56V57L171 58V60L169 59V61H167V59L169 58L168 56H167V57H166V56H165V57L163 56L164 58H166V60H165L163 57H162V58H163V59H162ZM190 56H191V55H190ZM202 56H203V55H202ZM204 56H205V55H204ZM204 56H203V57H204ZM208 56L206 55V57H205V58H207V59H206L207 61H208ZM242 56H243V55H242ZM185 57H186V58H185ZM198 57H197V59H198ZM200 57H199V59H200ZM203 57H201V60H202ZM210 57H211V56H210ZM224 57H225V56H224ZM231 57H232V56H231ZM237 57H238V56H237ZM240 57H241V56H240ZM132 58H133L132 56H127L126 59L129 61V63L125 66V68H121L122 65H123L122 62H118V63H116V67H117V68H115V69H118V72H121V73L123 72L122 74H125V75H127L129 72H135V71H136V68L134 67V62H133ZM182 58H183V59H182ZM192 58H193V60H196V59H194V57L191 56V59H192ZM195 58H196V57H195ZM211 58L215 59V57H211ZM161 59H162V60H161ZM186 59H187L188 63H187ZM189 59H190V58H189ZM203 59H204V58H203ZM213 59H212V61H213ZM223 59H224V58H223ZM223 59H222V60H223ZM236 59H237V58H236ZM236 59H235V60H236ZM48 60H50V62H49ZM163 60H164V61H163ZM209 60H210V59H209ZM235 60H234V61H235ZM162 61H163V63H162ZM207 61H206V64H204V65H200V64H199V66H200V67H201V66L203 67V66L206 65V66L208 67ZM212 61H210V63H211ZM219 61H220V59L218 60V62H219ZM236 61H237V60H236ZM241 61H242V57H241ZM248 61H249V60H248ZM158 62H161V63H162V64H161V67L159 66V63H158ZM165 62H167V63H165ZM185 62H184V64H185ZM198 62H200V60H199ZM215 62L217 63V59L215 60ZM215 62L213 61L214 65L217 66L218 64L216 65ZM220 62H221V61H220ZM227 62H229V61H227ZM239 62H240V61H239ZM208 63H209V62H208ZM210 63H209V67L211 66ZM48 64H50L49 67H48ZM163 64H164V65H163ZM194 64H195V62H194ZM196 64H197V61H196ZM220 64H221V63H220ZM227 64H229V63H227ZM232 64H233V63H232ZM237 64H238V63H237ZM165 65H166V67H165ZM224 65H226V64L224 63ZM230 65H231V64H230ZM246 65H247V64H245V66H246ZM181 66L183 67V65H181ZM196 66H197V65H196ZM199 66H198V67H199ZM215 66H213V67H215ZM245 66H244V67H245ZM249 66H250V65H249ZM249 66H248V67H249ZM193 67H194V68H192V66H191V67H188V69H187V71H186L187 74L185 73V71H182V72H181V74L183 73V74H182L183 77H181L182 75L180 76V77H181V80H184V79H182V78H186V77H187L186 75H188V77H187L188 80L192 79V80H203V81H204V79H209L208 81L210 82V80H211L212 78H216V76H214V75H216V74L213 73L215 70H214L213 72H212V71H209V70L211 69L212 66L210 67V69H208V71L206 72L207 74L205 73L206 75H204V76H203V74H204L203 72H201L202 75L200 74V70H201L202 67H201V68H198V67H197V68H196V71H195L196 73H194V72L192 73V71H191V72L188 71V70H190L191 68H192L191 70L194 71V70H195V65H194ZM207 67H206V68H207ZM224 67H226V66H224ZM230 67H231V66H230ZM232 67H233V66H232ZM232 67H231V68H232ZM238 67H239V66H238ZM238 67H237L236 69H238ZM141 68H142V67H141ZM184 68H185V67H184ZM226 68H227V67H226ZM241 68H242V67H241ZM257 68H258V67H257ZM197 69H198V70H197ZM223 69H225V68H223ZM233 69H235V68H233ZM246 69H247V68H246ZM167 70H165V72H166ZM185 70H186V68H185ZM211 70H212V69H211ZM228 70H229V69H228ZM228 70H227V71H228ZM241 70H242V69H241ZM137 71H138V69H137ZM159 71H160V73H159ZM202 71H203V70H202ZM221 71H222V68H221ZM221 71H220V72H221ZM235 71H236V70H235ZM235 71H234V72H235ZM243 71H244V70H243ZM146 72H147V74H146ZM149 72H150V73H149ZM163 72H164V69H163ZM188 72L190 73V75H189ZM209 72H210V73H209ZM211 72L214 74V75H213L214 77L212 76V73H211ZM220 72H217V73H220ZM232 72H233V71H232ZM246 72H247V71H246ZM144 73H145V74H144ZM148 73H149V74H148ZM175 73H176V72H174V74H175ZM191 73H192V74H191ZM208 73H209V74H208ZM223 73H224V72H223ZM235 73H236V72H235ZM235 73H234V74H235ZM240 73H241V72H240ZM261 73L263 74V72H261ZM107 74H113V72H108ZM122 74H120V75H122ZM172 74H173V73H171V71H170V74H169V75L171 76ZM174 74H173V76H171L172 78L175 77ZM179 74H180V72H179ZM184 74H185V76H184ZM210 74H211V76H210ZM229 74H230V73H229ZM234 74H233V75H234ZM120 75H119V76H120ZM192 75H193V77H192ZM207 75H209L210 77L207 76ZM217 75H218L217 77L219 78V77H220L219 74H217ZM221 75H222V74H221ZM224 75H225V74H224ZM224 75H223V76H224ZM239 75H240V74H239ZM155 76H156V78H155ZM165 76H163V77H165ZM196 76H199V77L196 78ZM223 76H221L220 78H224V77H225V76H224V77H223ZM229 76H230V75H229ZM250 76H251V75H250ZM153 77H154V78H153ZM171 77H170V80H176L177 77H178V79L180 80V77L177 76V75H176V78H175V79H172ZM208 77H209V78H208ZM232 77H233V76H232ZM234 77H236V76H234ZM159 78H160V77H159ZM187 78H186V79H187ZM210 78H211V79H210ZM35 79H37V80H35ZM186 79H185V80H186ZM224 79H225V78H224ZM247 79H248V78H247ZM258 79H259V78H258ZM263 79H264V76H263ZM124 80H125V79H124ZM213 80H214V79H213ZM215 80H222V79H217V78H216ZM228 80H230V77H229ZM244 80H245V79H244ZM248 80H249V79H248ZM250 80H251V79H250ZM3 81H1V82H3ZM21 81H20V82H21ZM206 81H207V80H205V82H206ZM208 81H207L206 83H208ZM222 81H223V80H222ZM222 81H221V82H222ZM262 81H264V80H262ZM132 82H133V81H132ZM134 82L137 83L138 81H137V82L134 81ZM181 82H183V81H180V83H181ZM223 82H224V81H223ZM231 82H232V80H231ZM3 83L6 84L5 82H3ZM7 83H8V82H7ZM12 83H13V82H12ZM23 83H24V82H23ZM23 83H22V84H23ZM26 83H25V84H26ZM28 83H29V85H27V86L25 85L26 87H25V86H24V87H25V88H30L28 91L31 92V91H32L31 89H33L32 86H33L34 84L32 85L31 82H28ZM28 83H27V84H28ZM33 83H34V82H33ZM42 83H43V82H42ZM138 83H140V82H138ZM217 83H218V81H217ZM232 83H234V81H233ZM232 83H231V84H232ZM235 83H236V82H235ZM39 84H40V83H39ZM218 84H219V83H218ZM229 84H230V83H229ZM260 84H261V83H260ZM6 85H7V84H6ZM45 85H46V84H45ZM45 85H44V86H45ZM59 85H60V84H59ZM209 85L211 86L210 83H209ZM232 85H233V84H232ZM234 85H235V84H234ZM240 85H241V84H240ZM240 85H239V86H240ZM9 86H10V85H9ZM9 86H8V87H9ZM37 86H38V84H37ZM37 86H36V87H37ZM42 86H43V85H42ZM42 86H41V90H43V89H42ZM131 86H132V85H131ZM131 86H130V87H131ZM247 86H248V85H247ZM261 86H262V85H261ZM8 87H7V88H8ZM22 87H23V85H22ZM22 87H21V89H22ZM24 87H23V88H24ZM34 87H35V85H34ZM49 87H50V86H49ZM58 87H59V86H58ZM58 87H57V88H58ZM211 87H212V86H211ZM216 87H217V85H216ZM224 87H225V86H224ZM232 87H233V86H232ZM37 88H38V87H37ZM39 88H40V87H39ZM61 88H62V89H61ZM133 88H134V87H133ZM225 88H226V87H225ZM238 88H240V87H238ZM238 88L236 87L237 90H238ZM246 88H247V87H246ZM21 89H20V88H19L18 90H15V89H14V91H13V90L11 89V87H10L9 91L11 90V92H10L11 94L8 93L9 91L7 92V94H8V95L10 94V95H9L10 98H11V97L13 98V97H15V96H20V95L23 94L22 91H23L24 93L26 92V91H25L26 89H24V90H22V91H21ZM34 89H35V88H34ZM59 89L61 90V92L63 91L62 95H66V94H67V93L64 94L65 91H64L62 85H60V87H59L57 90H59ZM123 89H124V88H123ZM136 89H137V88H136ZM139 89H142V88L139 87ZM150 89H151V87H145L143 93H144V92L146 93V92L150 91ZM168 89H170V88H168ZM168 89H164L165 91L162 90V91H164L163 93H166V90H167V92H168V91H169V92L171 91V90H168ZM6 90H8V89H6ZM36 90H39V89H36ZM137 90H138V89H137ZM211 90H212V89H211ZM233 90H234V89H233ZM233 90H232V91H233ZM15 91H16V92H15ZM19 91H21V93H20ZM46 91H47V90H46ZM50 91H51V94H53L54 91H53V90H50ZM141 91H142V90H141ZM141 91H139V92H141ZM176 91H177V90H176ZM216 91H217V90H216ZM260 91H261V90H260ZM260 91H259V94H260ZM17 92H18V93H17ZM30 92H28V93H30ZM38 92H40V91H38ZM125 92H126V90H125ZM236 92H237V91H236ZM5 93H6V92L4 91V94H5ZM13 93H14V94L17 93V95L14 96ZM19 93H20V94H19ZM28 93H27L26 95H28ZM35 93H36V92L34 91L33 94H35ZM56 93H57V92H56ZM145 93H144V94H145ZM160 93L162 94V92H160ZM241 93H242V91H241ZM247 93H248V92H247ZM262 93H263V90H262ZM18 94H19V95H18ZM30 94H32V93H30ZM30 94H29V95H30ZM45 94H47V93H45ZM60 94H61V93H60ZM166 94H167V93H166ZM168 94H169V93H168ZM172 94H173V93H172ZM215 94H216V93H215ZM228 94H229V93H228ZM232 94H233V93H232ZM242 94H243V93H242ZM1 95H3V92L1 93ZM5 95H6V94H5ZM8 95H7V98H8ZM23 95L25 96V94H23ZM41 95H42V94H41ZM55 95H56V94H55ZM55 95H53L52 97H54ZM62 95H61V96H62ZM58 96H59V95H58ZM162 96H163V94H162ZM164 96H165V95H164ZM259 96H260V95H259ZM31 97H32V96H31ZM52 97L49 96V98H52ZM56 97H57V96H56ZM56 97H54V98H56ZM62 97H64V96H62ZM262 97H263V96H262ZM262 97H261V98H262ZM2 98H3V97H2ZM4 98H5V96H4ZM7 98H6V99H7ZM44 98H45V97H44ZM164 98H165V97H164ZM235 98H236V97H235ZM237 98H238V97H237ZM14 99H16V98H13L12 100L14 101ZM32 99H33V98H32ZM38 99H39V98H38ZM59 99H60V98L57 97L56 99L53 100L54 102H56V105L58 104V103H57V100H59ZM240 100H241V99H240ZM249 100H250V99H249ZM262 100H263V99H262ZM3 101H4V99H3ZM3 101H2V102H3ZM9 101H11V100H9ZM9 101H8V102H9ZM15 101H16V100H15ZM15 101H14V102H15ZM48 101H49V100H48ZM59 101H60V100H59ZM260 101H261V100H260ZM4 102H5V103H3V104H6V101H4ZM34 102H35V101H34ZM62 102H63V100H62ZM162 102H163V101H162ZM211 102H212V101H211ZM237 102H238V101H237ZM262 102H263V101H262ZM9 103H10V102H9ZM9 103H8V104H9ZM12 103H13V102H12ZM12 103H11V104H12ZM35 103H36V102H35ZM38 103H39V102H38ZM52 103H53V102H52ZM163 103H165V102H163ZM163 103L160 104V105H162V107H161L160 105L158 106L159 109H160V108H161V109L166 108L167 106L170 107L169 104L166 103V104H167V106H166V105L163 104ZM239 103H240V102H239ZM250 103H251V102H250ZM11 104H10V105H11ZM13 104H14V103H13ZM15 104H17V103H15ZM59 104H60V103H59ZM61 104H62V103H61ZM66 104H67V103H66ZM71 104H72V103H71ZM81 104H82V103H81ZM89 104H90V103H88V104L86 103V104H82V105H84V106H82V105H81V106H82V107H85V105H86V106L88 105V107H85V108H87V109L91 108V106L93 107L92 104H91V106H90ZM240 104H241V103H240ZM245 104H246V103H245ZM10 105H9V106H10ZM54 105H55V104H54ZM72 105H73V104H72ZM226 105H227V103H226ZM248 105H249V104H248ZM3 106H4V105H3ZM60 106H61V105H60ZM164 106H165V107H164ZM14 107L16 108L17 106H14ZM34 107H36V106H34ZM49 107H50V106H49ZM49 107H48V108H49ZM55 107H56V106H55ZM68 107H71V105L68 106ZM224 107H226V106H224ZM247 107H248V106H247ZM4 108H5V107H4ZM10 108H11V107H10ZM39 108H41V107H39ZM43 108H44V105H43ZM63 108H64V106H63ZM85 108H83V109H85ZM217 108H219V107H217ZM52 109H53V108H52ZM87 109H85V110H81V111H79V112H77V113L75 114V115H76L75 117H77V118L80 117V116L83 117L82 120H81V125H83L84 127H88V126H90V125H93V123H92V122H89L88 119L85 117L86 114H87V112H86ZM159 109H157V111H158ZM161 109H160V111L163 112V110H161ZM166 109H167V108H166ZM220 109H221V108H220ZM235 109H236V108H235ZM9 110H10V109H9ZM64 110H65V109H64ZM72 110H73V109H72ZM132 110H133V109H132ZM164 110H165V109H164ZM217 110H218V109H217ZM230 110H231V109H230ZM262 110H263V109H262ZM5 111H6V108H5ZM15 111H16V110H15ZM35 111H36V110H35ZM39 111H41V110H39ZM53 111H57V110L54 108ZM134 111H135V110H134ZM166 111H167V110H166ZM170 111H171V110H170ZM170 111H169V112H170ZM191 111H192V110H191ZM222 111H223V110H222ZM235 111H236V110H235ZM257 111H258V110H257ZM7 112L10 113L9 111H7ZM47 112H48V111H47ZM58 112H59V111H58ZM62 112H64V111H62ZM69 112H70V111H69ZM73 112H74V111H73ZM130 112H132V111H130ZM158 112H159V111H158ZM158 112H157V114L159 115ZM161 112H160V113H161ZM167 112H168V111H167ZM16 113H18V112L16 111ZM19 113H20V112H19ZM48 113H49V112H48ZM54 113H55V112H54ZM155 113H156V112H154L152 115L154 116ZM221 113H222V112H221ZM256 113H257V112H256ZM258 113H259V114H258ZM258 113H257V114L260 116V113H261V112H258ZM46 114H47V113H46ZM55 114H56V113H55ZM55 114H54V115H55ZM59 114H60V112H59ZM64 114H65V113H64ZM162 114H163V113H162ZM166 114H167V113H166ZM181 114H182V113H181ZM189 114H190V113H189ZM216 114H217V113H216ZM228 114H229V113H228ZM233 114H234V113H233ZM238 114H239V113H238ZM257 114H256V115H257ZM14 115H15V114H14ZM17 115H18V114H17ZM17 115H16V116H17ZM47 115H48V114H47ZM66 115H67V114H66ZM72 115H73V114H72ZM160 115H161V114H160ZM201 115H202V114H201ZM223 115H224V112H223ZM239 115H240V114H239ZM253 115H254V114H253ZM261 115H262V114H261ZM57 116H58V115H57ZM153 116H152V117H153ZM214 116H215V114H214ZM217 116H218V115H217ZM220 116H221V115H220ZM229 116H230V114H229ZM234 116H235V115H234ZM254 116H255V115H254ZM263 116H264V112H263ZM13 117H14V120H15V116H13ZM52 117H53V116H52ZM55 117H56V116H55ZM150 117H151V116H150ZM152 117H151V118H152ZM154 117H155V116H154ZM157 117H158V116H157ZM160 117H161V116H160ZM160 117H159V118H160ZM168 117H169V114H168ZM260 117H261V116H260ZM0 118H1V117H0ZM7 118H9V117L7 116V117H6V120H7ZM10 118H11V117H10ZM10 118H9V119H10ZM200 118H201V117H200ZM215 118H216V117H215ZM218 118H220V117H218ZM257 118H258V120L260 119L259 117H257ZM257 118H255V119H257ZM21 119H22V118H21ZM21 119H20V120H21ZM62 119L65 120V118H62ZM153 119H154V118H152V120H153ZM230 119H231V117H230ZM233 119H234V118H233ZM263 119H264V118H263ZM263 119H262V120H263ZM1 120H2V119H1ZM4 120H5V118H4ZM10 120H11V119H10ZM27 120H28V119H27ZM64 120H63V121H64ZM150 120H151V119H150ZM152 120H151V123H152ZM156 120H157V119H156ZM177 120H178V119H177ZM189 120H190V119H189ZM189 120H188V121H189ZM234 120H236V119H234ZM239 120H240V119H239ZM258 120L256 121V123H257L256 125H257V126H256L255 128H258V124L260 123ZM262 120H261V121H262ZM2 121H3V120H2ZM7 121H8V120H7ZM22 121H25V119L21 120V122H22ZM65 121H66V120H65ZM117 121H118V123H121V121H120L119 119H117ZM230 121H231V120H230ZM5 122H6V121H5ZM12 122H13V119H12ZM21 122H20V123H21ZM40 122H42V121H40ZM228 122H229V121H228ZM231 122H232V121H231ZM258 122H259V123H258ZM263 122H264V120H263ZM263 122H262V123H263ZM0 123H1V121H0ZM9 123H10V122H9ZM9 123H8V124H9ZM14 123H16V122L14 121ZM23 123H24V122H23ZM23 123L20 124V127H21V125H23ZM38 123H39V122H38ZM42 123H43V122H42ZM42 123H41V124H42ZM46 123H47V122H46ZM66 123H67V121L65 122V124H66ZM151 123H150V124H151ZM177 123H178V122H177ZM191 123H192V122H191ZM218 123H220V122H218ZM225 123H226V122H225ZM234 123H235V122H234ZM239 123H240V122H239ZM2 124H3V122H2ZM4 124H5V123H4ZM8 124H7V125H8ZM11 124H13V123H11ZM29 124H30V123H29ZM29 124H27V125H29ZM39 124H40V123H39ZM65 124H64V125H65ZM214 124H216V123H214ZM254 124H255V121H254ZM254 124H253V125H254ZM260 124H261V123H260ZM260 124H259V125H260ZM14 125H15V124H14ZM24 125H25V123H24ZM27 125H26V126H27ZM151 125H152V124H151ZM191 125H192V124H191ZM211 125H212V124H211ZM217 125H218V124H217ZM221 125H222V124H221ZM263 125H264V124H263ZM2 126H3V125H2ZM41 126H42V125H41ZM43 126H45V125H43ZM48 126H49V125H48ZM187 126H188V125H187ZM4 127H5V126H4ZM6 127H7V126H6ZM49 127H50V126H49ZM217 127H218V126H217ZM220 127H221V126H220ZM220 127H219V128H220ZM228 127H229V126H228ZM230 127H231V126H230ZM260 127H261V126H260ZM7 128H8V127H7ZM24 128H25V127H23V129H24ZM28 128L31 129V128H32L31 125H30V127H28ZM41 128H42V127H41ZM88 128H89V127H88ZM91 128H92V126L90 127V131L93 129V128H92V129H91ZM191 128H192V127H191ZM210 128H211V127H210ZM224 128H227V127H224ZM255 128H254V130H255ZM263 128H264V127H263ZM12 129H15V128H12ZM30 129H29V130H30ZM179 129H180V128H179ZM236 129H237V128H236ZM10 130H11V129H10ZM10 130H9V131H10ZM29 130H28V133L30 132ZM31 130H32V129H31ZM86 130H87V129H86ZM187 130H188V129H187ZM191 130H192V129H191ZM231 130H232V129H231ZM259 130H260V128H259ZM19 131H20V130H19ZM32 131L34 132V130H32ZM35 131H36V130H35ZM40 131H41V130H40ZM68 131H69V130H68ZM72 131H73V130H72ZM177 131H178V130H177ZM209 131H210V130H209ZM213 131H214V130H213ZM219 131H221V130H219ZM226 131H227V130H226ZM257 131H258V129H257ZM10 132H11V131H10ZM10 132H9V134H6V135H10ZM24 132H26V130H24ZM61 132H62V131H61ZM88 132H89V131H88ZM223 132H224V131H223ZM227 132H229V131H227ZM231 132H232V131H231ZM235 132H237V131H235ZM254 132H255V131H254ZM66 133H68V132H66ZM92 133H93V132H92ZM221 133H222V132H221ZM258 133L260 134V132H258ZM3 134H4V133H3ZM3 134H2V135H3ZM11 134L14 135V133H12V132H11ZM18 134H20V136H19ZM18 134H17V135H18L19 137L23 138V137H22L23 135H21L22 132H21V133H18ZM26 134H27V132H26ZM31 134H32V133H31ZM256 134H257V132H256ZM256 134H255V135H256ZM259 134H258V135H259ZM262 134L264 135V132H263ZM0 135H1V133H0ZM12 135H11V137H10V141H11ZM33 135L36 136L35 133H34ZM65 135H67V134H65ZM70 135H71V134H70ZM211 135H212V134H211ZM214 135H215V134H214ZM235 135H236V134H235ZM255 135H253V147H254V149H255V154H256V152H257V150H258V148H259V143H258V141H256V139H257L256 137H257V136H255ZM15 136H16V135H15ZM15 136H13V138H14ZM18 136H17V137H18ZM31 136H32V135H31ZM34 136H32V137H34ZM37 136H38V135H37ZM47 136H48V135H47ZM68 136H69V134H68ZM73 136H74V135H73ZM224 136H225V135H224ZM232 136H234V135H232ZM3 137H4V136H3ZM17 137H15V138H17ZM28 137H30V136L28 135ZM39 137H40V136H39ZM48 137H49V136H48ZM208 137H209V136H208ZM211 137L213 138V135H212ZM211 137H210V138H211ZM216 137H217V136H216ZM219 137H223V136H219ZM36 138H37V137H36ZM44 138H45V137H44ZM71 138H72V137H71ZM225 138H226V137H225ZM261 138H262V137H261ZM261 138H259V139H261ZM263 138H264V137H263ZM1 139H2V138H1ZM1 139H0V140H1ZM7 139H9V137L6 136V140H7ZM26 139H28L27 136H26ZM33 139H34V138H33ZM208 139H209V138H208ZM4 140H5V139H4ZM13 140H14V139H12V142H13ZM20 140L23 141V139H19V138H17V140L15 139L14 141H15V142L17 141L18 145H21V144H19V141H20ZM42 140H43V139H42ZM209 140H210V139H209ZM225 140H226V139L223 138V140H221V141H225ZM227 140H228V139H227ZM230 140H231V139H230ZM248 140H249V139H248ZM10 141H9V142H10ZM21 141H20V142H21ZM25 141L27 142V140H25ZM32 141H33V140H32ZM44 141H45V140H44ZM48 141H49V140H48ZM200 141H201V140H200ZM200 141H199V142H200ZM212 141H213V139H212ZM214 141H215V140H214ZM260 141H261V140H259V142H260ZM262 141H263V140H262ZM262 141H261V142H262ZM9 142H8V143H9ZM26 142H25V143H26ZM35 142H36V141H35ZM45 142H46V141H45ZM225 142H226V141H225ZM261 142H260V143H261ZM21 143H22V142H21ZM23 143H24V142H23ZM204 143H205V142H204ZM218 143H219V142H218ZM228 143H229V142H228ZM228 143H227V145H229ZM248 143H249V142H248ZM251 143H252V142H251ZM12 144L15 145L14 143H12ZM31 144H32V143H31ZM33 144H34V143H33ZM198 144H199V143H198ZM202 144H203V142H202ZM213 144H214V142H213ZM225 144H226V143H225ZM262 144H263V142H262ZM262 144H261V145H262ZM23 145H25V144H23ZM47 145H48V144H47ZM49 145H50V144H49ZM200 145H201V144H200ZM200 145H199V146H200ZM205 145H206V144H205ZM221 145H222V143H221ZM250 145H251V144H250ZM8 146L11 147V145H8ZM8 146H6V147H8ZM16 146H17V144H16ZM29 146H30V145H29ZM51 146H52V145H51ZM215 146H216V145H215ZM217 146H218V145H217ZM246 146H247V145H246ZM263 146H264V145H263ZM0 147H1V145H0ZM6 147H5V149H6ZM14 147H15V146H13V148H14ZM18 147H19V146H18ZM18 147H15V148L17 149ZM22 147H23V146H22ZM26 147H27V146H26ZM48 147H49V146H48ZM64 147H66V146H64ZM85 147H86V146H85ZM85 147H84V146L81 147L82 152H83L84 154H85V152H86V153H88V154L90 155V151H89V148H90V147H89V148L86 147V149L88 148V149H87L88 151L85 149ZM202 147H203V146H202ZM202 147H201V148H202ZM204 147H206V149H207V146H204ZM230 147H231V146H230ZM251 147H252V146H251ZM13 148H11V149H13ZM49 148H50V147H49ZM56 148H57V147H56ZM68 148H69V147H68ZM79 148H80V147H79ZM83 148L85 149V152L83 151ZM201 148H200V149H201ZM260 148H261V147H260ZM263 148H264V147H263ZM263 148H261L262 150L259 149L258 152H260V151L262 152V151L264 150ZM7 149H8V148H7ZM28 149H29V148H28ZM52 149H53V148H52ZM62 149H63V148H62ZM71 149H72V148H70L69 150H71ZM185 149H186V148H185ZM185 149H184V150H185ZM198 149H199V148H198ZM215 149H216V148H215ZM215 149H214V150H215ZM222 149H223V147H222ZM245 149H246V148H245ZM13 150H14V149H13ZM24 150H26V149H24ZM37 150H38V149H37ZM46 150H47V149H46ZM53 150H54V149H53ZM58 150H59V149H58ZM65 150H67V149H65ZM69 150H68V151H69ZM78 150H79V149H78ZM95 150H97V149L95 148ZM208 150H209V148H208ZM208 150H207V151H208ZM211 150H212V149H211ZM230 150H232V149L230 148ZM252 150H253V149H252ZM56 151H57V150H56ZM72 151H73V150H72ZM92 151L94 152V150H92ZM200 151H202V154L205 153V152H204L205 149H204V151H203V150H200ZM246 151H247V150H246ZM246 151H245V152H246ZM8 152L11 153L9 150H8ZM12 152H14V151H12ZM20 152H21V151H20ZM26 152H27V150H26ZM44 152H45V151H44ZM82 152H81V153H82ZM185 152H186V151H185ZM209 152H210V151H209ZM231 152H232V151H231ZM5 153H6V151H5ZM34 153H35V152H33V154H34ZM55 153H57V152H55ZM77 153H78V151H77ZM94 153H95V152H94ZM94 153L91 152V155H90V156L88 155L87 157H91L92 154H93V156H92V158H93L95 155H97V154H96L97 151H96L95 155H94ZM213 153H214V152H213ZM65 154H66V153H65ZM65 154H64V155H65ZM181 154H182V155L184 154L183 151H182ZM211 154H212V153H211ZM218 154H221V153L219 152ZM253 154H254V153H253ZM255 154H254V156H253V159L256 157ZM257 154H258V153H257ZM1 155H2V154H1ZM57 155H59V154L57 153L56 156H57ZM70 155H72V154H70ZM73 155H74V154H73ZM86 155H87V154H86ZM185 155H186V153H185ZM185 155H183V156H185ZM207 155H209V153H208ZM233 155H237V154H236V153H235V154L233 153ZM261 155H263V153H262ZM80 156H81V155H80ZM82 156H83V155H82ZM121 156H122V155H121ZM202 156H203V155H202ZM217 156H218V155H217ZM217 156H216V157H217ZM219 156H220V155H219ZM238 156H239V155H238ZM238 156H237V157H238ZM57 157H58V156H57ZM71 157H72V156H71ZM75 157H76V156H75ZM95 157H99V155H97V156H95ZM226 157H227V155H226ZM231 157H232V156H231ZM263 157H264V156H263ZM42 158H43V156H42ZM92 158H88L89 160H91L90 162H93V164H91L92 166H90V167H93L94 164H96V165H97V163L99 164V162H100V164H101L102 160L100 159V157H99V162H98V158H96V160H95V158H93L94 160H93ZM206 158H207V157H206ZM218 158H219V157H218ZM238 158H239V157H238ZM245 158H246V157H245ZM250 158H251V157H250ZM51 159H52V158H51ZM53 159L56 160V157H54ZM78 159H79V157H78ZM78 159H77V160H78ZM86 159H87V158H86ZM119 159H120V158H119ZM202 159H204V157H203ZM220 159H221V158H220ZM226 159H227V158H226ZM233 159H234V158H233ZM261 159H262V158H261ZM261 159H259V157H258L256 160L259 161V160H261ZM32 160H33V159H32ZM89 160H88V162H89ZM92 160H93V161H92ZM103 160H104V158H103ZM208 160L210 161V159H208ZM230 160H231V159H230ZM237 160H238V159H237ZM239 160H240V159H239ZM249 160H250V159H249ZM263 160H264V159H262V161H263ZM34 161H35V158H34ZM63 161H64V160H63ZM78 161H79V160H78ZM81 161H83V160H81ZM81 161H80V162H81ZM85 161H86V160H85ZM94 161H96V163H94ZM120 161H121V159H120ZM214 161H215V159H214ZM228 161H229V160H228ZM253 161H254V160H253ZM262 161H261V162H262ZM29 162H31V161H29ZM43 162H44V161H43ZM83 162H84V161H83ZM118 162H119V161H118ZM118 162H117V163H118ZM181 162H183V160H182ZM181 162H179V163H181ZM212 162H213V160H212ZM230 162H231V161H230ZM234 162H236V161H234ZM248 162H249V161H248ZM259 162H260V161H259ZM259 162H257V163H259ZM32 163H33V161L31 162V164H32ZM34 163H36V161H35ZM34 163H33V164H34ZM46 163H47V162H46ZM49 163H50V162H49ZM55 163H58V162H55ZM84 163H85V162H84ZM84 163H83V164H84ZM86 163H87V162H86ZM103 163H104V161H103ZM121 163H122V162H121ZM216 163H217V162H216ZM239 163H241V161H240ZM263 163H264V161L261 163V165H263ZM31 164H30V165H31ZM43 164H44V163H43ZM72 164H73V163H72ZM104 164H105V163H104ZM172 164H173V163H172ZM175 164H176V162H175ZM184 164H185V163H183V165H184ZM232 164H233V163H232ZM44 165H45V164H44ZM46 165H47V164H46ZM48 165H49V164H48ZM51 165H52V162H51ZM51 165L48 166V167H50V169L47 167V168H48V169H47L48 171H50V170L52 169V168H51V167H52ZM57 165H58V164H57ZM60 165H62V164H60ZM96 165H94V166H96ZM114 165H115V164H114ZM178 165H179V164H178ZM207 165H208V164H207ZM212 165H213V164H212ZM227 165H228V163H227ZM261 165L259 164V165H257V166H261ZM67 166H68V165H67ZM101 166H102V165H101ZM112 166H113V165H112ZM216 166H217V165H216ZM239 166H240V165H239ZM251 166H252V165H251ZM45 167H46V166H45ZM79 167H80V166H79ZM164 167H165V166H164ZM218 167H219V166H218ZM218 167H217V168H218ZM255 167H256V166H254L253 168L255 169ZM263 167H264V165H263ZM60 168H63V167L61 166ZM98 168H99V167H98ZM100 168H101V167H100ZM100 168H99V169H100ZM114 168H115V166L112 167L113 170H114ZM43 169L45 170L44 167H43ZM87 169H88V168H87ZM92 169H94V167H93ZM96 169H97V168H96ZM96 169H95V172H96ZM117 169H118V168H117ZM203 169H204V168H203ZM208 169H209V168H208ZM220 169H221V168H220ZM257 169H259V173H260V171H261V173H260L259 175L261 176V174H262V175L264 176V168H263L262 170H260V168L258 167ZM58 170H59V169H58ZM104 170H105V169H102L103 172H104ZM118 170H119V169H118ZM181 170H182V169H181ZM237 170H238V169H237ZM53 171H54V168H53ZM55 171H56V170H55ZM55 171H54V172H55ZM81 171H82V170H81ZM97 171H98V169H97ZM100 171H101V169H100ZM102 171H101V172H102ZM174 171H175V169H174ZM213 171H214V170H213ZM217 171H219V170H217ZM50 172H51V171H50ZM93 172H94V171H93ZM101 172H100V173H101ZM106 172H107V171H106ZM108 172H110V171H108ZM157 172H158V171H157ZM157 172H155V173H157ZM170 172H171V171H170ZM172 172H173V171H172ZM176 172H177V171H176ZM215 172H216V171H215ZM215 172H214V173H215ZM252 172H253V171H252ZM254 172H255L256 175H257V171L255 170ZM262 172H263V173H262ZM55 173H57V172H55ZM61 173L63 174L62 171H61ZM65 173H66V172H65ZM65 173H64V174H65ZM98 173H99V172H98ZM104 173H105V172H104ZM110 173H111V172H110ZM115 173H118L117 170L115 171ZM115 173H114V174H115ZM209 173H210V172H209ZM214 173H213V174H214ZM220 173H221V172H220ZM220 173H219L218 175H220ZM232 173H235V172H232ZM232 173H231V174H232ZM59 174H60V173H59ZM83 174H84V173H83ZM92 174H95V173H92ZM114 174H113V175H114ZM173 174H174V172H173ZM173 174H172V175H173ZM222 174H223V173H222ZM253 174H254V173H253ZM104 175H105V174H104ZM107 175H108V174L106 173V176H107ZM113 175L111 174L110 176H112V177H108V179L110 178V179L112 180ZM116 175H117V174H115V176H116ZM214 175H215V174H214ZM259 175H258V176H259ZM98 176H99V175H98ZM98 176H97V179L94 178L95 180H97V181H96V185H98V183H97V182H98V178H101V177H98ZM101 176H103V175L101 174ZM204 176H205V175H204ZM212 176H213V175H212ZM253 176H255V174H254ZM260 176H259V177H260ZM263 176H262V178L260 177V179H263V178H264ZM62 177H63V176H62ZM92 177H93V176H92ZM172 177H173V176H172ZM195 177H196V176H195ZM218 177H219V176H218ZM223 177H224V176H223ZM104 178H105V180H106L107 177H103V179H104ZM160 178H161V177H160ZM254 178H255V177H254ZM171 179H172V178H171ZM174 179H175V178H174ZM258 179H259V178H258ZM25 180H26V179H25ZM49 180H50V179H49ZM68 180H69V178H68ZM100 180H101V179H100ZM100 180H99V182H100ZM111 180H110V181H111ZM244 180H246V179H244ZM255 180H256V179H255ZM21 181H22V180H21ZM113 181H115V179H114ZM113 181H111V182H113ZM259 181H260V180H259ZM67 182H68V181H67ZM111 182H110V183H111ZM241 182H243V181H241ZM245 182H247V181H245ZM255 182L257 183V181H255ZM20 183H21V182H20ZM23 183H24V182H23ZM23 183H21V184H23ZM90 183H91V181H90ZM103 183H104V182H103ZM106 183H107V182H106ZM110 183H109V184H110ZM256 183H255V184H256ZM259 183H261V184H260V186H261V185L263 184V181H262V182L260 181ZM259 183H258V184H259ZM18 184H19V183H18ZM26 184H27V183H26ZM52 184H53V185H52ZM198 184H199V183H198ZM239 184H242V183H239ZM239 184H238L237 186L242 187V186L239 185ZM248 184H249V183H248ZM28 185H29V184H28ZM50 185L53 186V187L55 186V187L57 188V185H58V184L55 183V182L52 183L51 180H50ZM93 185H94V184H93ZM100 185H101V184H100ZM169 185H170V184H169ZM256 185H257V184H256ZM256 185H255V186H256ZM263 185H264V184H263ZM12 186H13V185H12ZM78 186H80V185H78ZM91 186H92V185H90V187H91ZM94 186H95V185H94ZM103 186H104V185L102 184V187H103ZM106 186H107V185H106ZM176 186H177V184H176ZM206 186H207V185H206ZM53 187H52V188H53ZM80 187H81V186H80ZM107 187H108V186H107ZM201 187H202V186H201ZM234 187H235V186H234ZM50 188H51V187H50ZM52 188H51V189H52ZM99 188H100V186H99ZM160 188H161V187H160ZM205 188H206V187H205ZM236 188H237V187H236ZM236 188H235V189H236ZM256 188H257V186L255 187V189H256ZM19 189H21V188H19ZM27 189H28V188H27ZM82 189H83V188H82ZM90 189H91V188H90ZM92 189H93V188H92ZM100 189H101V188H100ZM102 189H103V188H102ZM177 189H178V187H177ZM180 189H181V188H180ZM203 189H204V188H203ZM258 189H259V187H258ZM258 189H256L255 192H257ZM28 190H29V189H28ZM94 190H95V189H94ZM96 190H97V189H96ZM96 190H95V191H96ZM110 190H111V189H110ZM232 190H233V188H232ZM259 190H261V191H258V192L261 194V192L263 193L264 188H262V189L260 188ZM262 190H263V191H262ZM11 191H12V190H11ZM13 191H15V190H13ZM50 191H52V193H54L53 190H50ZM87 191H88V190H87ZM95 191H94V192H95ZM114 191H116V190H114ZM207 191H208V190H207ZM207 191H206V192H207ZM96 192H97V191H96ZM104 192H105V190L103 189V193H104ZM108 192H109V191H108ZM112 192H113V191H112ZM112 192H111V193H112ZM232 192H233V191H232ZM234 192H235V191H234ZM238 192H239V189H238ZM14 193H15V192H14ZM27 193H28V192H26V194H27ZM30 193H31V192H30ZM52 193H51V195H52ZM86 193H88V192H86ZM91 193L93 194V192H91ZM259 193H257V194H259ZM26 194H25V195H26ZM97 194H98V193H97ZM164 194H165V193H164ZM182 194H183V193H182ZM235 194H238V193L235 192ZM25 195H24V196H25ZM33 195H34V194H33ZM86 195H87V194H86ZM102 195H103V194H102ZM102 195H101L100 197H102ZM177 195H178V194H177ZM183 195H184V194H183ZM238 195H239V194H238ZM238 195H237V196H238ZM263 195H264V194H263ZM24 196H23V197H24ZM26 196H27V195H26ZM30 196H31V195H30ZM30 196L27 197V198L29 199ZM41 196H42V195H41ZM103 196H104V195H103ZM105 196H106V192H105ZM105 196H104V197H105ZM107 196H108V195H107ZM240 196H241V195H240ZM244 196H245V195H244ZM261 196H262V194H261ZM261 196L256 195V193H255V195H254L255 199H256L257 197H258V199H259V197H261ZM16 197H17V196H16ZM16 197H15V198H16ZM32 197H34V196H32ZM52 197H53V196H52ZM98 197H99V195H98ZM104 197H103V198H104ZM245 197H246V196H245ZM254 197H253L252 199H254ZM27 198H26V199H27ZM43 198L45 199V197H43ZM107 198H108V197H107ZM109 198H110V200H111V198H112V201L116 200V202H113V203L110 202V204L112 203L111 205H115L114 203H116V206H118L117 204L119 203V202H118V200H119V199H118L119 196L116 198L115 193H113L112 196L110 195ZM115 198H116V199H115ZM223 198H224V197H223ZM233 198H235V197H233ZM242 198H244V197H242ZM242 198L240 197V199H242ZM33 199H35V198H33ZM50 199H51V198H50ZM52 199H53V198H52ZM56 199H57V198H56ZM101 199H102V198H101ZM101 199H100V200H101ZM113 199H114V200H113ZM117 199H118V200H117ZM172 199H173V198H172ZM203 199H204V198H203ZM235 199H236V198H235ZM237 199H238V198H237ZM258 199H256L257 202H258ZM261 199H264V197H263V198H260L259 201H260ZM22 200H24V199H22ZM30 200H31V199H30ZM58 200H59V197H58L57 201H58ZM98 200H99V198H98ZM220 200H221V199H220ZM247 200H248V199H247ZM28 201H29V200H28ZM28 201H26V202H28ZM31 201H32V200H31ZM31 201H29V203H27V204H28V207H29V204L31 205V203H30ZM35 201H36V200H35ZM37 201H38V199H37ZM51 201H52V200H51ZM140 201H141V200H140ZM158 201H159V200H158ZM228 201H229V200H228ZM256 201H255V202H256ZM91 202H92V201H91ZM99 202H100V201H99ZM104 202H105V201H104ZM117 202H118V203H117ZM159 202H160V201H159ZM176 202H177V200H176ZM181 202H182V201H181ZM234 202H238V201L235 200ZM242 202H243V201H241V203H242ZM246 202H249V200H248V201H245V203H246ZM261 202H262V201H261ZM261 202H260V205H261V207H262ZM23 203H25V201H24ZM23 203H22V201H21L20 204H23ZM37 203H38V202H36V204H37ZM80 203H81V202H80ZM141 203H142V201H141ZM141 203H140V204H141ZM152 203H153V202H152ZM152 203H150V204H152ZM183 203H186V202H183ZM211 203H212V202H211ZM243 203H244V202H243ZM262 203H263V205H264V200H263ZM20 204H19V205H20ZM43 204H45L44 201H43ZM59 204H60V203H59ZM97 204H99V203H97ZM101 204H102V203H101ZM108 204H109V202H108ZM108 204H106V205L108 206ZM181 204H182V203H181ZM181 204H180V206H181ZM212 204H213V203H212ZM235 204H236V203H235ZM239 204H240V202H239ZM255 204H256V203H255ZM23 205H24V204H23ZM23 205H22V206H23ZM25 205H26V203H25ZM32 205H33V206L35 205L34 202L32 203ZM51 205H52V204H51ZM51 205H50V206H51ZM54 205H56V204H54ZM76 205H78V204H76ZM81 205H82V204H81ZM81 205H80V206H81ZM94 205H95V204H94ZM156 205H157V204H156ZM173 205H174V204H173ZM176 205H178V204L176 203ZM183 205H184V204H183ZM207 205H208V204H207ZM223 205H224V204H223ZM243 205H244V204H243ZM246 205H247V203H246ZM246 205H244V206H245L246 209H247V206H246ZM248 205H249V203H248ZM257 205H258V204H257ZM26 206H27V205H26ZM56 206H58V205H56ZM59 206H60V205H59ZM59 206H58V207H59ZM150 206H151V205H150ZM154 206H155V205H154ZM158 206H159V205H158ZM205 206H206V205H205ZM210 206H211V205H210ZM217 206H218V205H217ZM236 206H237V205H236ZM241 206H242V204H241ZM241 206H240V207H241ZM244 206H243V208H244ZM23 207H24V206H23ZM48 207H49V206H48ZM51 207H53V205H52ZM81 207H82V206H81ZM83 207H84V206H83ZM92 207H93V206H92ZM92 207H90V208L88 209V211H91V213H92V210H93V209H91ZM97 207H99V206H97ZM101 207H102V206H101ZM109 207H110V206H109ZM113 207H115V206H113ZM177 207H178V206H177ZM184 207H185V206H184ZM189 207H190V206H189ZM192 207H193V206H192ZM192 207H190V208H192ZM196 207H197V206H196ZM201 207H202V206H201ZM222 207H223V206H222ZM231 207H232V206H231ZM257 207H258V206H257ZM20 208H21V207H20ZM20 208H19V209H20ZM30 208H31V207H30ZM43 208H44V206H43ZM71 208H72V207H70V209H71ZM118 208H119V206H118ZM153 208H154V207H153ZM173 208H174V207H173ZM182 208H183V207H182ZM228 208H229V209H228V211H229L231 208H230V207H228ZM249 208H250V207H249ZM25 209H26V208H25ZM37 209H39V208H37ZM54 209H55V208H54ZM61 209H62V205H61ZM100 209H102V208H100ZM115 209H116V208H115ZM115 209H114V210H115ZM130 209H131V208H130ZM159 209H160V207H159ZM161 209H162V208H161ZM183 209H184V208H183ZM20 210H21V209H20ZM39 210L41 211L42 209H39ZM59 210H60V209H58V211H59ZM72 210H73V209H72ZM81 210H84V209L81 208ZM156 210H157V209H156ZM202 210H203V209H202ZM259 210H260V206H259L258 212H259ZM16 211H17V210H16ZM34 211H35V210H34ZM50 211H51V210H50ZM69 211H70V210H68V213H69ZM93 211H94V210H93ZM104 211H105V210H104ZM106 211H107V210H106ZM117 211H118V210H117ZM160 211H161V210H160ZM163 211H164V208H163ZM189 211H190V210H189ZM228 211H227V213H228ZM230 211H231V210H230ZM230 211H229V212H230ZM248 211H249V209H248ZM251 211H252V210H251ZM263 211H264V210H263ZM17 212L19 213V211H17ZM37 212H38V211H37ZM55 212H56V211H55ZM74 212H75V211H74ZM82 212H83V211H82ZM82 212H80L81 215H79L78 212H76V213H78V214H75V213H74V214H75V218H76V215H77V218L80 220L79 217L85 216V212H86V215H87V211L84 210V213H83V214H82ZM132 212H133V211H132ZM175 212H176V211H175ZM184 212H185V211H184ZM205 212H206V211H205ZM225 212H226V209H225ZM253 212H254V211H253ZM18 213H17V214H18ZM40 213H42V211L39 212L38 214H40ZM71 213H72V212H71ZM89 213H90V212H89ZM163 213H164V212H163ZM208 213H210V212H208ZM230 213H231V212H230ZM249 213H250V212H249ZM249 213H248V214H249ZM260 213H261V215H262L264 212H260ZM260 213H259V214H260ZM33 214H34V213H33ZM62 214H63V213H62ZM161 214H162V213H161ZM174 214H175V213H174ZM206 214H207V212H206ZM225 214H226V213H225ZM250 214H252V213H250ZM250 214H249V215H250ZM255 214H256V213H255ZM19 215H20V213H19ZM40 215H41V214H40ZM51 215H53V214H51ZM56 215H58V214L56 213ZM56 215H55V216H56ZM60 215H61V214H59V216H60ZM78 215H79V216H78ZM115 215H116V214H115ZM117 215H118V214H117ZM164 215H165V214H164ZM203 215H205V214H203ZM208 215H209V214H208ZM221 215H222V214H221ZM221 215H220V216H221ZM245 215H246V213H245ZM256 215H258V214H256ZM261 215H259V216H261ZM263 215H264V214H263ZM16 216H17V215H16ZM61 216H62V215H61ZM88 216H89V215H88ZM106 216H108V215H106ZM109 216H110V215H109ZM119 216H120V215H119ZM173 216H174V215H173ZM175 216H177V215L175 214ZM178 216H179V214H178ZM178 216H177V217H178ZM222 216H223V215H222ZM224 216H225V215H224ZM259 216H257V218H259ZM70 217H71V215H70ZM86 217H87V216H85L84 218H86ZM115 217H116V216H115ZM135 217H136V216H135ZM163 217H164V216H163ZM203 217H207V216H203ZM225 217H226V216H225ZM231 217H232V214H231ZM249 217H250V216H249ZM263 217H264V216H263ZM263 217H262V218H263ZM14 218H15V217H14ZM14 218H13V220H12L13 222H14ZM41 218H42V217H41ZM52 218H53V217H52ZM71 218H72V217H71ZM77 218H76V219H77ZM89 218H90V219H88V221H89L90 224L92 225L91 222H93L92 219H94V218H93V217H90V216H89ZM98 218H100V217H98ZM101 218H102V217H101ZM104 218H105V217H104ZM108 218H109V217H108ZM174 218H175V217H174ZM221 218H223V217H220V219H221ZM229 218H230V217H229ZM43 219H44V218H43ZM56 219H58V221H59V218H55V220H56ZM106 219H107V218H106ZM109 219L111 220V218H109ZM119 219H120V218H119ZM178 219H179V218H178ZM180 219H181V218H180ZM204 219H205V218H204ZM55 220H54V221H55ZM69 220H70V219H69ZM79 220H78L77 222H79ZM95 220H96V219H95ZM104 220H105V219H104ZM107 220H108V219H107ZM259 220L261 221V220H264V219H259ZM12 221H11V223H12ZM23 221H24V217H23ZM41 221H42V220H41ZM86 221H87V219H86ZM97 221L99 222L100 220L98 219ZM97 221H96V222H97ZM132 221H133V220H132ZM174 221H175V220H174ZM178 221H179V220H178ZM226 221H227V218H226L225 222H223L225 225L221 223V224L223 225V226H222V225L220 226V227L222 228V229L220 228V229L222 230V232L225 231V230H223V227L226 226ZM232 221H233V220H232ZM236 221H237V220H236ZM257 221H258V220H257ZM257 221L255 220V222H257ZM260 221H259V222H260ZM26 222H28V221H26ZM71 222H72V221L70 220V223H71ZM74 222L76 223V221H74ZM89 222H88V223H89ZM96 222H95V223H96ZM101 222H102V219H101ZM106 222H107V221H106ZM114 222H115V220H114ZM182 222H185L184 219H183ZM237 222H239V220H238ZM237 222H235V223H237ZM240 222H241V221H240ZM255 222H253V223L255 224ZM262 222H263V221H262ZM32 223H33V222H32ZM38 223H39V222H38ZM41 223H42V222H41ZM43 223H44V222H43ZM72 223H73V222H72ZM95 223L93 222V224H95ZM179 223H180V222H179ZM185 223H186V222H185ZM185 223H184V224H185ZM231 223H232V222H230V224H231ZM253 223H251V224H253ZM12 224H13V223H12ZM27 224H28V223H27ZM29 224H30V223H29ZM56 224H58V223L56 222ZM59 224H60V223H59ZM80 224H81V223H80ZM230 224H228V225H230ZM232 224H234V223H232ZM240 224H241V223H240ZM8 225H9V226H13V225H10L9 223H8ZM30 225H31V224H30ZM46 225H47V224H46ZM71 225H72V224H71ZM73 225H74V223H73ZM77 225H78V224H77ZM134 225H135V224H134ZM176 225H177V224H176ZM178 225H179V224H178ZM208 225H209V224H208ZM235 225H236V224H235ZM235 225H234V226H235ZM241 225H242V224H241ZM258 225H259L258 227L261 226L259 223H258ZM57 226H58V225H57ZM75 226H76V225H75ZM79 226H80V225H79ZM79 226H78V227H79ZM81 226H82V225H81ZM174 226H175V225H174ZM183 226H184V225H183ZM236 226H237V225H236ZM243 226H244V225H243ZM27 227H28V226H27ZM30 227L33 228V225L30 226ZM43 227H44V226H43ZM94 227H95V226H94ZM134 227H135V226H134ZM197 227H198V226H197ZM197 227H196V228H197ZM209 227H210V226H209ZM231 227H232V225H231ZM238 227L240 228L239 231L243 230V229H241L242 226H238ZM255 227H257V224H256ZM255 227H253V228H255ZM261 227H262V226H261ZM32 228H29V229H32ZM34 228H35V227H34ZM60 228H62V227H60ZM106 228H107V227H106ZM126 228H127V227H125V229H126ZM168 228H169V227H168ZM177 228H178V226H177ZM177 228H176V229H177ZM181 228H182V226H181ZM185 228H186V227H184V228H182V229H184V231H186L187 229H185ZM207 228H208V227H207ZM225 228H226V227H225ZM225 228H224V229H225ZM243 228H244V227H243ZM263 228H264V227H263ZM75 229H76V228H75ZM75 229H74V230H75ZM130 229H131V228H130ZM170 229L172 230V227H170ZM174 229H175V228H174ZM174 229H173V230H174ZM179 229H180V227H179ZM227 229H228V227H227ZM227 229H226V230H227ZM257 229H258V228H257ZM257 229H255L254 231H256ZM32 230H33V229H32ZM74 230H73V232H74ZM133 230H134V228H133ZM173 230H172V231H173ZM199 230H200V229H199ZM258 230H259V229H258ZM261 230H262V228H261ZM30 231H31V230H30ZM61 231H62V230H61ZM118 231H120V230L118 229ZM178 231L180 232V230H178ZM187 231H188V230H187ZM227 231H228V230H227ZM233 231H234V230H233ZM24 232H25V231H24ZM32 232H33V231H32ZM114 232H115V231H114ZM130 232H131V231H130ZM142 232H143V231H142ZM166 232H167V231H166ZM174 232H175V231H174ZM179 232H178V233H179ZM181 232H182V230H181ZM189 232H191V231H189ZM193 232H194V229H193ZM193 232H192V233H193ZM195 232H197V231H195ZM195 232H194V233H195ZM201 232H203V230L200 231V234H201ZM241 232H243V231H241ZM256 232H257V231H256ZM260 232H261V231H260ZM25 233H26V232H25ZM27 233H29V232H27ZM38 233H40V232H38ZM109 233H111V232L109 231ZM133 233H134V232H133ZM135 233H136V232H135ZM135 233H134V234H135ZM192 233H191V234H192ZM197 233H199V232H197ZM197 233H196V234H197ZM229 233H230V232H229ZM254 233H255V232H254ZM76 234H78V233H76ZM79 234H80V233H79ZM125 234H126V233H125ZM131 234H132V233H131ZM146 234H147V233H146ZM173 234H174V233H173ZM179 234H180L181 236H182V235L184 236L183 233H179ZM189 234H190V233H189ZM189 234H188V235H189ZM222 234L225 235V238H224V236H223V237L221 236V237H222L221 239H222V240L226 239V241H227V239H228L227 234H225V233H222ZM249 234L252 235L250 232H249ZM249 234H248V232H247L246 235L249 236ZM258 234H259V233L255 234V235H258ZM260 234H261V233H260ZM25 235H26V234H25ZM33 235H35L34 232H33ZM92 235H93V234H92ZM167 235H168V234H167ZM185 235L187 236L186 239H188L189 236H190V235L188 236L187 233H186ZM192 235H193V234H192ZM228 235H229V234H228ZM239 235H240V234H239ZM244 235H245V232H244ZM244 235H243V236H244ZM263 235H264V234H263ZM35 236H36V235H35ZM40 236H41V235H40ZM78 236H82V235H78ZM117 236H118V235H117ZM134 236H135V235H134ZM134 236H133V237H134ZM137 236H138V235H137ZM171 236H172V235H171ZM173 236H174V235H173ZM194 236H195V235H194ZM196 236H197V235H196ZM240 236H241V235H240ZM243 236H241V237L243 238ZM248 236H246V237L248 238ZM71 237H72V236H71ZM74 237H76V236H74ZM118 237H119V236H118ZM138 237H139V236H138ZM168 237H170V234H169ZM178 237H179V236H178ZM231 237H233V236L231 235ZM231 237H230V235H229V240H230ZM241 237H240V238H241ZM259 237H260V236H259ZM7 238H8V237H7ZM7 238H6V240H7ZM29 238H30V237H29ZM43 238H44V237H43ZM65 238H66V237H65ZM68 238H70V237L68 236ZM79 238H80V237H79ZM93 238H94V237H93ZM172 238H173V237H172ZM172 238H171V240H172ZM179 238H181V237H179ZM182 238H183V237H182ZM223 238H224V239H223ZM237 238H238V237H237ZM242 238H241V241L243 240L245 244H246L247 242H249V244H250V241H251L250 239L252 238V236H251V238H250V237L248 238L249 241H247V240H246L247 238H245V240H246L247 242H245L244 238H243V239H242ZM255 238H256V237H255ZM263 238H264V237H263ZM8 239H9V238H8ZM33 239H34V237H33ZM45 239H46V238H45ZM47 239H48V238H47ZM52 239H53V238H52ZM72 239H75V238H72ZM76 239H77V238H76ZM76 239H75V240H76ZM80 239H81V238H80ZM166 239H168V238H166ZM186 239H185V240H186ZM190 239H191V238H190ZM212 239H213V238H212ZM221 239H220V240H221ZM235 239H236V237H235ZM6 240H5V241H6ZM70 240H71V239H70ZM96 240H97V239H96ZM140 240H141V236H140ZM142 240H143V239H142ZM168 240H169V239H168ZM197 240H198V239H197ZM216 240H217L218 242L220 241V240H218L217 238H216ZM216 240L214 241L215 243H217ZM222 240H221V241H222ZM237 240H238V239H237ZM67 241H68V240H67ZM71 241H72V240H71ZM94 241H95V240H94ZM98 241H99V240H98ZM226 241L224 240L225 243H226ZM230 241L234 242V241H236V240H233V239H232V240H230ZM241 241H240V242H241ZM243 241L241 242V243H242L241 247L244 246ZM252 241H254V240H252ZM3 242H4V240H3ZM51 242H52V241H51ZM69 242H70V241H69ZM167 242H168V241H167ZM177 242H178V241H177ZM186 242H187V241H186ZM188 242H189V241H188ZM192 242H193V241H192ZM199 242H200V241H199ZM199 242H198V243H199ZM203 242H206V241H204V239H203ZM203 242H202V243H203ZM224 242H222V243L219 242V243H220L219 245H218V243H217L218 246H216V247H219L221 244H224ZM232 242H231V244H232ZM237 242H238V241H237ZM255 242H256V239H255ZM75 243H76V241H75ZM96 243H97V242H96ZM139 243H141V242H139ZM193 243H194V242H193ZM193 243H192V244H193ZM195 243H196L195 245H197V241H195ZM202 243H201V245H202ZM228 243H229V241H228ZM228 243H226V244H228ZM256 243L258 244L259 241L256 242ZM256 243H255V244H256ZM260 243H261V242H260ZM92 244H94V243H92ZM124 244H125V243H124ZM134 244H135V243H134ZM144 244H145V243H144ZM170 244H171V243H170ZM172 244H173V243H172ZM190 244H191V243H190ZM190 244H189V245H190ZM207 244H208V240H207ZM207 244H206V245H207ZM226 244H224V245H226ZM231 244H228V245H231ZM47 245H48V243H47ZM72 245H73V244H72ZM174 245H175V244H174ZM189 245H187V246H189ZM203 245H204V244H203ZM211 245H212V244H211ZM215 245H216V244H215ZM253 245H254V244H253ZM263 245H264V242H263ZM48 246H49V245H48ZM50 246H51V243H50ZM70 246H71V245H70ZM98 246H99V245H98ZM151 246H153V245H151ZM184 246H185V245H184ZM192 246H193V245H192ZM208 246H209V245H208ZM245 246H246V245H245ZM245 246H244L243 248H245ZM257 246H258V245H257ZM189 247H190V246H189ZM200 247H201V246H200ZM209 247H210V246H209ZM212 247H213V246H211V248H212ZM214 247H215V246H214ZM223 247H224V246H223ZM145 248L147 249V247H145ZM148 248H149V246H148ZM152 248H153V247H152ZM232 248H233V247H232ZM232 248L229 247L228 249H231V250H232ZM255 248H256V247H255ZM257 248H258V247H257ZM263 248H264V247H263ZM83 249H85V248H83ZM86 249H87V248H86ZM89 249H90V248H89ZM125 249L127 250L126 246H125ZM128 249H129V248H128ZM130 249H131V248H130ZM135 249H136V248H135ZM170 249H171V248H170ZM179 249H180V248H179ZM192 249H194V248H192ZM206 249H207V248H206ZM206 249L203 250V252H202V253H203L202 256H205V255H206V253H207V252L205 253V250H206ZM209 249H210V248H209ZM209 249H208V251H209ZM213 249H214V248H213ZM213 249H210V250H213ZM216 249H217V248H216ZM218 249H219V248H218ZM223 249H224V248H222L220 252H222V251H224V250H226V251L228 250L227 248L224 249V250H223ZM64 250H65V249H64ZM92 250H93V249H92ZM110 250H111V249H110ZM112 250H114V249H112ZM137 250H138V248H137ZM214 250H215V249H214ZM219 250H220V249H219ZM219 250H218V253L224 257V258H223V257L220 258V255L217 253V250H216V253L219 255V256H216V257H218L220 261L222 260V258L225 260L226 257H228V256L230 257V256H231L230 253L228 252V251H230V250H228L227 252L224 251L225 254L228 253V256L225 255V254H222L223 252L220 253ZM233 250H234V249H233ZM242 250H244V249H242ZM245 250H246V248H245ZM245 250H244V251H245ZM247 250H248V249H247ZM253 250H254V249H253ZM86 251H87V250H86ZM131 251H132V250H131ZM143 251H144V250H143ZM151 251H152V250H151ZM170 251H171V250H170ZM170 251H169V253H170ZM176 251H177V250H176ZM186 251H188L187 248H186ZM244 251H243V252H244ZM248 251H249V250H248ZM250 251H251V250H250ZM13 252H15V251H13ZM63 252H64V251H63ZM63 252H61V253H62V254H65V253H66L65 256H67V252H68V250H67V252H65V253H63ZM73 252H74V251H73ZM84 252H85V251H84ZM109 252H110V251H109ZM155 252H156V251H155ZM171 252H172V251H171ZM174 252H175V250H174ZM188 252H189V251H188ZM196 252H197V251H196ZM211 252H212V251H211ZM214 252H215V251H214ZM214 252H212V253L215 254ZM230 252L233 253V252H235V250H234L233 252H232V251H230ZM243 252H242L241 254H243ZM252 252H253V251H252ZM68 253H70V251H69ZM91 253H92V252H91ZM135 253H136V252H135ZM140 253H141V252H140ZM192 253H193V252H192ZM204 253H205V255H204ZM212 253H210V252L207 253V257L205 256L204 258H207V259H208V257H209L208 255H209V254L212 255V256H210L211 258L209 257L210 259L215 258V257H213V254H212ZM236 253H237V252H236ZM244 253H246V251H245ZM256 253H257V252H255V254H256ZM262 253H263V252H261V254H262ZM48 254H50V253H47V255H48ZM56 254H57V253H56ZM59 254H60V253H59ZM62 254H60V256H61ZM72 254H73V253H72ZM74 254H75V253H74ZM92 254H93V253H92ZM183 254L185 255V252H184ZM186 254H187V253H186ZM189 254H190V253H189ZM194 254H195V253H194ZM233 254H235V253H233ZM233 254H232V255H233ZM249 254H250V253H249ZM249 254H248V255H249ZM84 255H85V254H84ZM86 255H89V253L86 254ZM86 255H85V257H86ZM90 255H91V254H90ZM168 255H169V254H168ZM180 255H181V254H180ZM215 255H216V254H215ZM215 255H214V256H215ZM256 255H258V254H256ZM259 255H260V254H259ZM263 255H264V254H263ZM15 256H16V255H15ZM17 256H18V255H17ZM57 256H59V255H57ZM91 256H92V255H91ZM120 256H121V255H120ZM186 256L188 257V255H186ZM193 256H194V255H193ZM233 256L235 257L236 255H233ZM242 256H244V255H242ZM242 256L239 255V254H237V257H235L236 259L233 258V257L231 256L233 259H232V258H231L232 260H231L230 258H229V259H226V260H225L226 263H224V264H227V262H228V264H230L229 261H232V262H233V261H235V260H236L235 262H237V261H239V260H237L238 257H239L240 261H243V262H240V263H241V264H242V263L245 264V263H246L245 260L247 261L248 259H246L245 257H242ZM245 256L248 258L247 253L245 254ZM12 257H13V256H12ZM68 257H70V256H68ZM81 257H83V256H81ZM92 257H93V256H92ZM187 257H186V258H187ZM240 257H241V258H244L245 260L241 259ZM249 257H250V255H249ZM253 257H254V255H253ZM258 257H259V256H258ZM15 258H16V257H15ZM74 258H75V257H74ZM188 258H190V257H188ZM193 258H195V257H193ZM263 258H264V257H263ZM263 258H260V260L263 259ZM13 259H14V258H13ZM61 259H62V258H61ZM93 259H94V258H93ZM151 259H152V258H151ZM168 259H169V258H168ZM190 259H191V258H190ZM210 259H208V260H210ZM234 259H235V260H234ZM250 259H252V261H256V262L259 261L257 257H256V259H257L258 261H257L256 259L254 260V258H252V255H251V258H250ZM250 259H249V260H250ZM14 260H15V259H14ZM19 260H20V259H19ZM68 260H69V259H68ZM77 260H78V259H77ZM88 260H89V259H88ZM145 260H146V259H145ZM145 260H144V261H145ZM217 260H218V259H217ZM228 260H229V261H228ZM249 260L247 261V262H250L249 264H252V263H253V264H256V262H252V263H251V261H249ZM263 260H264V259H263ZM263 260L261 261V264L263 263ZM81 261H82V260H81ZM86 261H87V260H86ZM90 261H91V259H90ZM95 261H96V260H95ZM95 261H94V262H95ZM211 261H212V260H211ZM214 261H215V260H214ZM220 261H219V262H220ZM17 262H18V260H17ZM41 262H42V261H41ZM83 262H84V261H83ZM124 262H125V260H124ZM209 262H210V261H209ZM219 262H217V264H218ZM222 262H224V261L222 260L221 263H222ZM232 262H231V264H232ZM244 262H245V263H244ZM15 263H16V262H15ZM21 263H22V262H21ZM71 263H72V262H71ZM76 263H77V262H76ZM81 263H82V262H81ZM100 263H101V262H100ZM142 263H143V262H142ZM213 263H214V262H212V264H213ZM221 263H220V264H221ZM233 263H234V262H233ZM240 263L238 262V263H234V264H240ZM259 263H260V262H258L257 264H259ZM65 264H66V263H65ZM69 264H70V263H69ZM93 264H94V263H93ZM154 264H155V263H154ZM207 264H209V263H207ZM215 264H216V263H215Z\"/></svg>",
    "mask_w": 264,
    "mask_h": 264
}]
</instances>
